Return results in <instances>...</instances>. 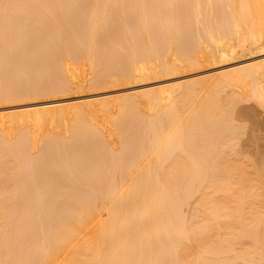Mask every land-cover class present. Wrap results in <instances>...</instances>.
<instances>
[{
	"label": "rangeland",
	"instance_id": "1",
	"mask_svg": "<svg viewBox=\"0 0 264 264\" xmlns=\"http://www.w3.org/2000/svg\"><path fill=\"white\" fill-rule=\"evenodd\" d=\"M15 1V0H14ZM14 1L13 0H6V1H4V0H0V20H1V22H2V20H3V24L5 25H8L7 23L10 21H13L12 22V24L9 22V24H11V25H15V29L17 30V26L16 25H18V19H21V17L23 18L24 17V15H23V13L25 14V17H27L26 19H28L29 17L27 16V15H29L28 13H26V11H27V9H26V5H25V9L26 10H20V9H23L24 8V6L21 8V5H23V4H21V5H19L18 3H20V2H18V3H15V5L13 4L14 3ZM19 1V0H18ZM22 1H25V0H22ZM21 1V2H22ZM27 1V0H26ZM29 1V0H28ZM38 1H41V0H37V2ZM43 1V0H42ZM41 1V3H43ZM49 1H55V0H49ZM48 1V2H49ZM56 1H58V0H56ZM61 1V0H60ZM65 1V0H64ZM64 1L62 0L61 2H60V5H61V3L63 2L64 3ZM72 1V2H71ZM68 0V1H65V3L64 4H62V6L64 5V6H66L67 7V9H68V14L70 13L71 15H72V12H73V14H74V10L75 11H77L78 9H77V7L75 8V6H74V3H73V1L75 2V0ZM80 1V2H79ZM76 0V2H78V3H81V0ZM87 1V4H84V5H87V6H84L85 8H86V10H88V12H90L91 10V12L93 13V15L95 14L96 15V13L97 12H95V6L93 5V1L94 0H85V2ZM101 1V0H100ZM99 0H98V10L99 9H103L102 11H103V13L104 12H106L107 10L109 11L108 13L110 14V12H111V16L113 17H109V20L110 19H113L112 21H109V20H107L108 19V17H107V19L106 20H103L102 22H100V23H98V24H100L101 26H100V28H96V29H98V30H100V34H99V32H98V30L96 31V32H98L97 34V36L95 35V30L93 31V36H94V38L95 37H98V39H94V38H92V36L91 37H89L88 36V38L91 40V41H89V39H85V37L87 36V34L88 35H90L89 33H92V28H93V25L95 26V24L97 23L96 21H97V19H98V17H99V21H101L100 19H102V14L100 13V14H98V16L96 15H94V17H97V18H94L93 17V15L91 14V12L89 13V16H87V15H84L85 14V12H80V11H78V14H75L74 16H72V17H67V15H66V11L65 10H67L66 8H62V9H60L59 8V10H61V13H60V11H51L50 9H52L53 8V5H57V6H54V10H58L57 8L59 7V2L58 3H54V4H49V3H46L47 2V0H46V2H44V3H46V5L48 4L50 7H48V5L45 7H42L43 5H41V9L43 10V8L45 9H47L48 11L46 12V11H44V15L46 16V15H49L50 16V18H51V16H52V18L53 17H56V15H58V17H62V16H60L63 12L62 11H64V16H65V19H66V17L67 18H69L71 21H69L68 19V23H69V25H70V27H72L74 30H76V29H80L79 27H82L80 30L82 31L83 30V25L84 24H82V26H80L81 25V23H85V25H87L86 27H88L90 24L92 25L93 24V22L95 21L94 19H96V21H95V23L92 25V26H90V27H92L91 29L89 28V29H86V31H88L87 33H85L86 31L85 30H83L81 33H80V31H75L76 32V36L75 37H71V38H67V37H70V36H73V35H75V32H74V30L72 29V31H69V32H67V30H69V29H65V31H63L64 29H63V24H64V27H66V26H69L68 24H66L67 23V20H66V23H62V25H61V28H60V30L61 31H63L64 33L66 32V35L65 36H63L62 35V33L63 32H61L60 30H59V28L57 27V26H59L60 27V24H61V20H62V18H60V21H58L59 23V25L55 22V20L58 18H53V20L51 19V21L52 22H48L50 19L47 17V19L48 20H46L47 21V23H48V25H51L50 23H53L54 24V22L56 23V26L55 25H51V31L53 32V34L52 33H50V29L48 30L47 29V23H46V25L45 26H43V27H46V28H44V30H46V32H47V30L49 31V33L48 34H50V35H48L47 33H45V31H43V28L41 27V29H42V31L40 30V29H38L39 30V33L38 32H36V31H34V32H36L38 35V37H39V35H43V36H45V37H43V40H44V38H46L44 41H41L42 40V38H40V40L39 39H37V37L36 38H34L33 36H35V35H33V34H35L34 32H33V34L31 35L30 33L33 31V27L35 26H31V28H33V29H31L29 26H28V24H32V22H31V20L32 19H30V23H28L27 24V21L28 20H26V25L29 27L28 28V31H27V29L25 28H23V29H20V27H18L19 28V33H20V35H19V38H20V36H22L20 39H18V36L17 35H12L14 38L16 37V41H14L15 39L14 38H9V35H7V34H9L10 33V31H11V29H13L14 28V26H13V28L12 27H10V25H8L9 27H10V31L9 30H7L6 28H7V26H4V28L6 29H4V30H0V34L2 33L3 34V37H5L4 38V40H3V37H0V97L1 98H3L2 100H1V98H0V127H2V125H1V122L2 121H8V125L6 126L7 127V131H8V133L6 132V134L8 135H5L7 138L9 137L10 139H11V143H16L15 145H16V147L18 146L19 147V150H24L23 152H21V151H19L18 150V147H17V149H13L14 148V146L15 145H13L12 147V149H13V153H14V155L11 153L12 152V149H10L11 150V152L10 151H7L8 152V155L10 154H12L11 156H12V158H10V157H8V159H10L9 161H7V163H9V164H6V162H4L3 164H1L0 163V169L1 168H3L4 167V165H8V166H12V165H10V163H12L13 162V164L15 163H19V165H20V168H21V170L20 169H18V173L20 172V171H22V172H20L19 173V175L18 174H16L17 172V170H15L16 168H9V169H7L8 167H4V170H2L1 169V171L2 172H0V183H4V182H6V183H4V184H6V186L8 185V182H10V187H11V184H13L14 182L17 184L18 182L20 183H18V185H19V189L20 190H23V189H21V188H23L24 186H25V188H24V192L25 191H30L29 190V188H31V189H33V190H35V191H33V193H36V191H38L36 194H34L36 197H42V198H40V199H42V200H39L38 198H36V197H32V198H35L34 200L37 202V204L39 205V209L41 210V208L43 209L44 207L45 208H47L48 209V211H49V208L51 207V210H50V212H48V211H46V214H48V216L49 215H52L53 214V216L51 217V216H45V217H48V219L51 217V218H53V220H51V222H49L50 221V219H49V221H47V223L44 225V222H46V220H44V222H43V219H45V218H43L42 216H43V214L45 213V211H44V213L42 212V210H41V213L39 214V212H38V208H36V209H34L35 207H37V204L35 205V207L33 206L34 204H35V201H33L32 203L33 204H31L32 205V207H34V208H31V206H28V205H30L29 203V198H31V197H29L30 196V194H32L33 195V193L32 192H30V194H29V196L28 197H26L27 195H22L21 193H20V195H22V196H19V194H18V197L17 198H15V200H17L18 202H19V198L21 197V198H23V199H27L28 200V202H26V203H28V204H22V203H24V200H23V202L21 203V202H19L20 204H21V206H20V204H18V202L17 201H14V195H13V193L11 194V192H14L15 193V196H17V193L16 192H19V190H18V188H16L17 187V185L15 186V184H13L14 186H12V187H14V188H12L11 187V189L10 190H12L11 192H10V197H12L13 198V200L9 197V198H6L5 199V204L2 206V208L4 207V209H3V211H6V209H9V212H10V209H11V206H9V205H11V202H10V199L12 200V201H14V203H13V205L15 204V202H16V208H17V210L13 207V205H12V208L14 209V210H12V212H14L15 211V213H19V215H20V212L21 211H19V209L18 208H20L21 210L22 209H24V210H22V213H21V218H20V221L17 223V221L16 220H18L19 219V215L18 214H15V213H9V216H10V218H11V215H13L12 216V218L14 217V220H15V218H16V216H17V218L18 219H16L15 221H16V223L17 224H20V222H22L21 220L23 219V222H25L26 220H27V222H30L31 224L32 223H34V225H35V221H37L39 218L38 217H40V219H42V222H38V221H40V220H38L37 221V223L39 224H43L44 226H46L47 224H48V222H49V225H51L50 223H54L55 222V225H54V227L57 225V227L58 228H61L60 227V223H64V221L62 220V219H64V218H66L67 219V217L65 216V217H63L64 216V212H62V210L61 209H63V210H65V208H62L63 207V202L64 201H66L67 202V199L65 200V199H63V198H68V194L70 193V195H71V191L72 192H74L75 193V191H73L74 190V186L75 185H77L76 184V182L77 181H79V184L81 185V186H79L80 188H81V190H80V188L79 189H77L76 191L78 192V190H80V192L82 193H80V192H76V195H79L78 197L79 198H77V199H80V197L82 196V195H91L92 194V192H91V194L90 193H88L89 192V190L87 189L88 187H89V189H92V188H94V190L93 191H95V192H98V190H100V187H102V189L104 188V189H107L108 191L110 190V193H113V192H116L118 189L120 190V187L121 186H123V184L124 185H127V184H125V183H123L125 180H126V183H128L127 181V179H129L131 176L132 177H134V175H136V176H138V175H142V174H145L146 172H148V170L149 171H151V169L150 168H152L153 169V166L155 165V170H157V172L158 173H160V175H164L163 177H165V175H166V173L167 172H165V169H168V170H170L169 168H166V167H168L169 165H167L169 162L168 161H166V159H167V157H169V156H165L166 157V159H165V161L167 162H165V161H162L160 158H165V157H163V153L165 154L168 150H170L171 152H173L172 150H171V148H173V147H171L170 149H166L167 151H163V153H161L162 154V156H160L159 155V153L160 152H158V150H156V152H158V154L154 151L155 149L153 148V146H152V150L154 151V152H152V154H151V152L149 153V151L150 150H148V148H147V153L148 154H150V156L147 154L146 155V153L144 154V155H146V156H149L148 158H146L145 156H143L142 155V153L140 154V153H137V151H135V150H137V148L138 147H144V142L143 141H145L144 140V137H145V135H142V134H140V133H138L139 132V130H141V128L139 127V125H141L142 126V124H139L138 125V123H139V117L138 118H134V117H132V113H133V115L135 116V117H137L136 116V114H135V111H134V109L136 110V106H127L125 109H129L128 111H124V108H120L121 106L119 105L120 103H121V98H117V95H119V96H123L122 98L123 99H130V98H132V97H130V96H128V95H126V94H128V93H131V92H134V90H144V89H148V88H154V87H156V86H162L163 87V89H161L160 91H159V94H161L163 97H164V102L165 101H167V102H171L170 100H172L173 101V104L174 105H178V104H180V106H182V110L180 109L179 110V113H178V115H179V119H180V121H182V120H184V119H188L189 118V120H190V114L191 113H193V111L195 110V108H197L199 105H204L205 106V103H214V104H217L218 105V107H220L219 108V110L221 109V107L223 108L222 109V111L221 112H223L224 113V109H226V111H227V113L225 114V116H226V118H223L224 120L225 119H228L229 121H230V124H233V125H231V127L233 126L234 128H237V130H235L234 131V128H232V130H233V132L229 135V136H231L232 138H233V133H235V136H234V138L232 139V140H234L236 137V139H235V141L233 142L232 140H230L231 142H233L232 144H230V145H232L230 148H228L229 146H228V141L227 140H229V139H226V141H227V143H225L224 144V146L225 145H227V148H225L224 146V148L227 150V151H224V152H227L228 153V150H230V152H231V154H230V152H229V154L232 156L230 159H232V158H234L235 160H237V162L236 161H233V159L231 160V162H236V163H233V164H238V161H240V163L241 164H243L244 163V165H245V162L247 163H249V165H245V168H246V170L244 169V171L245 172H243V165H242V167H240L239 165V168L238 169H240V170H242V171H240L239 170V172H242V173H245L246 174V176L245 175H243V176H245V177H248V179H250V181H248L247 182V186L246 187H248V192H249V194L251 193V191H253V189L255 190V191H257V190H259V191H261L260 193H262V191H264L263 189V187H264V101H263V99H264V96L262 97L261 95L257 98V97H255L252 93L253 92H251L252 90V80H251V78L250 77H247V76H239V80H237V82H235V84L234 85H231V84H225L224 83V86H222L221 87V84L220 85H216V86H211V84H212V82L213 81H218V80H214L215 79V77L217 76V75H219V74H222V73H230V75H237L239 72L237 71L238 69H243V68H245V67H247V66H250V65H259L260 63H263L264 61V46L263 45H261V46H259L258 44H257V46L256 45H251V46H249V48L247 47V48H244V49H246V50H244L243 52L240 50V51H238V52H233V53H230V54H232V55H225V56H223V58H220V59H217L215 62H213V61H211L210 62V58H208V54H209V45H207V44H210V43H207V41H204L205 42V46L203 45V43L201 44V45H203L204 46V48L206 47V46H208L209 48L207 49V47H206V49L204 50V49H202V47L203 46H201V49L203 50V51H199L198 50V52H203V54H204V52L205 51H207L208 52V56L206 55V57L208 58V59H210L209 61L207 60V58H206V62L204 61L205 60V58L203 59V61L204 62H200V63H202V64H196V65H201V66H193V67H186V65H187V62H186V56H187V51L186 50H183V52H182V50L181 49H185L184 47H182L181 49H180V51L183 53H180V51H178L179 49L177 48L176 50L178 51V52H176L175 50H170V51H166V52H164L161 56H162V58L164 57V56H168L169 55V57H170V64L169 65H166L165 63H162L161 61V63H158V62H152V63H147V65L149 66L148 68V71H144V70H141L140 72H139V74H145L143 77L141 76L140 78H138V79H136L135 81H127V80H125V82L123 81L124 79L123 78H121V72L119 71V69L117 70V68H116V71H113V70H115V68L112 70L113 71V73L114 72H119L118 74L117 73H114L113 75H118L117 77H118V79L116 80V84L114 83H111L110 84V86L108 85V84H106L105 86H99L98 84H99V82H100V74H101V71L103 70V69H105L104 67H106V65H110V66H112V65H114V66H116L117 67V64L118 65H120V63H122V61L123 62H125L124 61V58L125 59H127V57L129 56V53L130 54H132L131 53V50H132V48L133 47H135V50L136 49H138L137 48V44L139 43L140 44V42L139 41H141V36L145 33H143V31H140V30H142V24H140V22H139V20H132V18H133V15L135 14V13H133L132 14V12L130 11V9H129V7L131 6V5H133V6H136L135 5V2H132V0H131V2L132 3H130V0H124L125 2H129L130 3V6L128 7H124V5H127V3L126 4H124L123 5V1L122 0H120V1H118L117 3H120V5L119 6H122V7H124V8H120L118 5H116L115 3H116V1L115 0H112L113 1V3H114V5L113 4H109V3H111V0H102V3L100 2ZM122 1V2H121ZM142 1V0H141ZM181 1V0H180ZM179 0L177 1V2H175V0H174V2L176 3H173V4H175V7L178 5L179 6V3L178 2H180ZM184 2V5L186 4L185 3V1L186 0H183ZM16 2H17V0H16ZM35 2V4H36V0L34 1ZM69 2H71L70 3V5H69ZM76 2H75V4H76ZM89 2H91V7L92 6H94V11H93V7L91 8L90 7V5H89ZM109 2V3H108ZM52 3V2H51ZM68 3V4H67ZM100 3V4H99ZM105 3H107V4H105ZM121 3H122V5H121ZM19 6H18V5ZM40 4V3H39ZM39 4L37 3V6L39 7ZM65 4H67V5H65ZM82 4H83V2H82ZM94 4H95V1H94ZM137 4V3H136ZM182 4V3H181ZM180 4V5H181ZM52 5V6H51ZM68 5H69V7H71V5H72V7L70 8L71 10H69V7H68ZM101 5V6H100ZM102 5H103V7H105V5L106 6H108L106 9H104L103 7H102ZM109 5L111 6H113L112 7V10H113V12H112V10L111 9H109ZM17 8H16V7ZM77 6H81V4H77ZM116 6V7H115ZM174 6V5H173ZM177 6V7H178ZM216 6V5H215ZM61 7V6H60ZM74 7V8H73ZM82 7H83V5H82ZM82 7H80V10H81V8ZM83 7V8H84ZM118 7V8H117ZM171 7V6H170ZM169 7V8H170ZM16 8V9H15ZM19 8V9H18ZM50 8V9H49ZM82 8V9H83ZM118 9L119 10V12H118V10L116 11V9ZM131 8V7H130ZM135 8V7H134ZM134 8H132L131 10L134 12ZM137 8V7H136ZM174 8V7H173ZM179 8V7H178ZM182 7L180 6V9H181ZM208 8H209V6H208ZM14 9V10H13ZM40 9V8H39ZM40 9V10H41ZM45 9V10H46ZM65 9V10H64ZM74 9V10H73ZM120 9H121V11H120ZM170 9H172V7L170 8ZM169 9V10H170ZM180 9H176V8H174V9H172V11L174 10V12L176 13V10H180ZM39 10V11H40ZM42 10L40 11V13L42 12ZM49 10H50V14L48 13L49 12ZM53 10V9H52ZM73 10V11H72ZM106 10V11H105ZM111 10V11H110ZM21 11V12H20ZM30 11V10H29ZM29 11H27V12H29ZM37 11H38V8H37ZM82 11H85V9L84 10H82ZM101 11V12H102ZM116 11V13H115V15H113V13ZM136 11V10H135ZM171 11V10H170ZM181 11V10H180ZM14 12V13H13ZM15 12H16V14H18V13H20V15H22L21 17L20 16H18V15H16L15 14ZM54 12H55V16L53 15L54 14ZM79 12L82 14H79ZM87 12V11H86ZM98 12H100V10L98 11ZM139 12V11H138ZM138 12H136V13H138ZM174 12H172V13H174ZM177 12H179V11H177ZM13 14V15H11V14ZM37 13V12H36ZM39 12H38V14L39 15H41L40 17H42V19L41 18H39V20L41 19L42 21H45V20H43L44 18V16H43V14H40ZM43 13V12H42ZM46 13V14H45ZM48 13V14H47ZM51 13H53L52 15H51ZM56 13H58V14H56ZM75 13H77V12H75ZM119 13V14H118ZM174 13V14H175ZM180 13V12H179ZM179 13H176V14H178V15H181V14H179ZM4 14H5V16H4ZM9 14V15H8ZM32 14V13H31ZM31 14L29 15V16H31ZM87 14V13H86ZM91 14V15H90ZM105 14V13H104ZM184 14H186L187 15V12H185ZM16 15V16H15ZM33 15V17L36 15H34V14H32ZM78 15H81L82 16V18H78ZM106 15V14H105ZM105 15H103V17L104 18H106V16ZM139 15V14H138ZM3 16L4 17H8L9 18V16H13V17H11V18H7V20L8 21H5L4 20V18H3ZM18 16V17H17ZM76 16V17H75ZM90 17L91 16V20H92V23L90 22V20H89V18H86V20H84L83 18L84 17ZM183 16V15H182ZM182 16H180V18L179 19H181L182 18ZM188 16V15H187ZM16 17L18 18V19H16ZM24 17V18H25ZM35 17H37V15L35 16ZM39 17V16H38ZM92 17L94 18V19H92ZM136 17V14L134 15V18ZM137 17H139V19H140V16H137ZM3 18V19H2ZM5 18V19H6ZM23 18V19H24ZM30 18H32V17H30ZM76 18H78L79 20L80 19H83L82 21L83 22H81L80 23V25H78L79 23L78 22H76L77 20H75ZM118 18V19H117ZM184 18V17H183ZM181 19V22H182V20L184 21V19ZM12 19V20H11ZM14 19V20H13ZM35 19V18H34ZM34 19L32 20L33 21V23H34ZM64 19V18H63ZM64 19V20H65ZM138 19V18H137ZM186 19H189L190 20V18H187L186 17ZM226 19V21H230V20H228L227 18H225ZM15 20H17V24L15 23L16 21ZM39 20L36 18V22L37 23H39ZM64 20H62V21H64ZM87 20H88V22H87ZM115 20V22L116 23H114L113 21ZM120 21V23H118V21ZM209 20V18H207V20L205 21L204 20V22H203V24L205 23V22H207ZM22 22L24 21L25 22V20H21ZM41 21V22H42ZM81 21V20H80ZM79 21V22H80ZM132 21H136L137 23H139L140 25H141V27L138 25V24H136L135 25V28H137L138 26H139V28H141L140 30H139V28H137V29H135L134 28V26L132 25V23H134V22H132ZM156 21H158V20H156ZM156 21H154V22H149L150 24H151V26L148 24L147 26H150V28L152 27V28H154V24H152V23H155ZM203 21V20H202ZM210 22H213V20H209ZM209 21H208V23H209ZM0 22V23H1ZM19 22H20V20H19ZM22 22H20L21 24H22ZM23 22V24L22 25H24L25 23ZM186 22H187V24H189L188 26H190V29H189V27H187L188 29V31H190L192 28H194L193 26H192V28H191V24H192V22L190 23V21H188V20H186ZM222 22H224L223 21V19H222V21H221V23ZM1 23V24H2ZM14 23V24H13ZM37 23H35V24H37ZM43 23H45V22H43ZM114 23V24H113ZM158 23H159V21H158ZM183 23V22H182ZM182 23H181V25H179V26H181V28L183 29L184 28V25H183V27H182ZM228 23V22H227ZM0 24V25H1ZM40 24L42 25V23H39V24H37V26H35V28H38V27H40ZM66 24V25H65ZM116 24H118V25H116ZM180 24V23H179ZM194 24V23H193ZM223 24H226L225 22L223 23ZM229 24H230V22H229ZM20 25V24H19ZM33 25V24H32ZM84 25V26H85ZM97 25V24H96ZM138 25V26H137ZM199 25V24H198ZM227 25V24H226ZM225 25V26H226ZM26 26V27H27ZM117 28H116V27ZM137 26V27H136ZM187 26V25H186ZM9 27H8V29H9ZM86 27H84V29L86 28ZM97 27H99V25L97 26ZM115 27V28H114ZM21 28H22V26H21ZM69 28V27H68ZM180 28V29H181ZM186 28V27H185ZM1 29V28H0ZM2 29H3V27H2ZM71 29V28H70ZM182 29H181V31H182ZM262 29L264 30V25H263V27H262ZM20 30H21V32H20ZM25 32H24V31ZM30 30V31H29ZM32 30V31H31ZM36 30V29H35ZM110 30H113V31H115L116 32V34L114 35V33L115 32H111ZM187 30H185L184 29V31H182V33L184 32L185 33V31H187ZM8 33H7V32ZM26 31H27V33L28 34H26ZM59 31V32H58ZM85 31V32H84ZM111 32L109 35H108V33L109 32ZM136 31H137V33L139 34V33H143L141 36L140 35H138L137 33H136ZM139 31V32H138ZM153 32L152 30H150L149 29V32ZM5 32H6V34H5ZM13 34L14 33H16V34H18L17 33V31L16 32H14V29H13V31H11ZM23 32V33H22ZM40 32L42 33V34H40ZM55 32V33H54ZM71 32H73L74 34L72 35V33ZM155 32H157V31H155ZM179 32V33H178ZM178 32H176V33H178L180 36L181 35H183V34H180L181 32L178 30ZM12 33H10V34H12ZM23 35H22V34ZM26 35H25V34ZM43 33H45V34H47V35H45V34H43ZM58 33H61V35H59ZM68 33H71V35L69 34L68 36H67V34ZM85 33V34H84ZM154 33V32H153ZM153 33H151V34H153ZM175 33V34H176ZM188 32H186V34H187ZM32 36H30V35ZM56 34V35H55ZM80 34H81V36H80ZM86 35L85 37H84V35ZM137 34V35H136ZM155 34L156 33H154V35H152V37L153 36H155ZM178 34H176L177 36H178ZM190 34H191V37H193L194 35H193V33L190 31V33H188V35H185L184 34V37H180V39L182 38V40H179V42L181 41V46L182 45H184V43L182 42L183 40L185 41L189 36H190ZM4 35H6L7 36V38H8V40H7V38H6V36H4ZM82 35H83V38H82ZM104 35V36H103ZM107 35V36H106ZM112 35H114V36H112ZM120 35V36H119ZM149 35V34H148ZM0 36H2V35H0ZM23 36H26V37H23ZM67 36V37H66ZM110 36V37H109ZM119 36V37H118ZM138 36H140V37H138ZM144 36V35H143ZM142 36V37H143ZM145 36H146V38H145ZM145 36H144V38H145V40H144V38L142 39V40H144L145 42L142 44V47H143V45H145V43H147V47H145V48H148L149 47V49L148 50H151V48L153 49V46H154V44L156 43L155 41L156 40H158V39H156V38H154V39H156V40H152V42L154 41V44H153V46H150L149 45V42L151 41V39L152 38H147V35L145 34ZM150 36V35H149ZM156 36H158V35H156ZM185 36H187V38L186 39H183V38H185ZM106 37V38H105ZM118 37V38H117ZM151 37V36H150ZM179 37V36H178ZM195 37V36H194ZM193 37V38H194ZM75 39V43L72 41V42H70L71 41V39ZM82 38V39H81ZM100 38V39H99ZM104 38V39H103ZM141 38V39H140ZM158 38V37H157ZM85 39V40H84ZM95 40V42H94V40ZM102 39V40H101ZM138 39H139V41H138ZM150 40L149 42H146V41H148V40ZM177 39V38H176ZM175 39V40H176ZM18 40H20L19 42H17ZM81 40V42L84 40V43L85 42H87V44L88 43H90V44H88V46L86 47V45L84 46L82 43V45H81V47L80 48H78L79 46H80V44L78 43L79 41ZM96 40H100V42L99 41H97L96 42ZM175 40H174V43H175ZM190 40V39H189ZM189 40H187L188 42H189ZM78 41V42H77ZM103 41H107L106 42V44H105V42H103ZM178 40H176V44L177 45H175L174 43V46L175 47H177L178 45H180V43L179 42H177ZM186 41V42H187ZM192 41V38H191V40H190V42ZM69 44H68V43ZM77 42V43H76ZM93 42V43H92ZM138 42V43H137ZM142 42V41H141ZM190 42L188 43V44H190ZM70 43H73V44H70ZM68 44V45H67ZM94 44L95 45H97L96 47H95V50H94V52H93V48H94ZM187 44V43H186ZM192 44V43H191ZM107 45V46H106ZM130 45L131 46H133L132 48L130 47ZM135 45V46H134ZM75 46H77V47H75ZM91 46V47H90ZM180 46V47H181ZM185 46V45H184ZM187 46V45H186ZM190 46V45H189ZM189 46H187L188 48H186V49H189ZM112 47H114V48H112ZM140 47H141V45H140ZM155 47V46H154ZM175 47H174V49H175ZM179 47V46H178ZM90 48H92V49H90ZM144 48V53L147 51L146 49ZM191 48V47H190ZM140 49H142V48H140ZM140 49H138V50H136V51H134L135 52V55L137 56V54L136 53H138V51L140 50ZM92 51V53H91V51ZM134 50V49H133ZM243 50V49H242ZM87 51V52H86ZM90 51V52H89ZM186 51V54L184 53ZM120 52V53H119ZM140 52V51H139ZM152 52H153V50H152ZM207 52H205V54L207 53ZM242 52V53H241ZM88 53V54H87ZM112 53H114L113 55H112ZM115 53H118L119 55H116ZM141 53H143V51L141 52ZM146 53H148V51L146 52ZM149 53H151V51H149ZM238 53V54H237ZM241 53V54H240ZM90 54V55H89ZM92 54V55H91ZM121 54V55H120ZM154 54V53H153ZM152 54V55H153ZM203 54H201V55H203ZM204 54V55H205ZM128 55V56H127ZM135 55H130V56H135ZM142 54H140V56H141ZM151 55V54H150ZM203 55V56H204ZM127 56V57H126ZM129 56V57H130ZM139 56V57H140ZM156 56V55H155ZM155 56H152V57H155ZM118 57V58H117ZM119 57H120V62L118 61V59H119ZM138 56L136 57V58H139ZM131 58V57H130ZM165 58V57H164ZM164 58L162 59V60H164ZM223 59V60H222ZM221 60V61H220ZM138 61H140L139 62V64H142V63H144V62H142V56H141V59H139ZM118 62V63H117ZM184 66H183V65ZM261 65V64H260ZM259 65V66H260ZM60 66H63L61 69L64 71V69L65 70H67L70 74H71V76H72V78H73V80L75 81V85H76V89L74 90V91H72V93H66V94H60L59 95V93H57V92H53V94L51 93V95H50V93L48 94V92H51V90H49V91H47L46 89L47 88H49V87H52V88H54L55 87V85H53V84H56V86H57V84H59L61 81H60V79H61V77L63 78V76H61V70H60ZM58 67H59V70H58ZM109 67V66H108ZM113 67V66H112ZM168 67H170L171 68V70H168ZM197 67V68H196ZM119 68V67H118ZM58 71H59V74H60V79H58L59 78V74H57L58 73ZM238 72V73H237ZM64 72H62V75H64L63 74ZM53 74V75H52ZM52 75V76H51ZM115 75V76H116ZM57 76V78H56V80H55V77ZM263 76L264 75H262V78L261 79H263ZM218 77V76H217ZM123 81H121L120 82V79ZM56 81H54V80ZM58 79V80H57ZM50 80V81H49ZM264 80V79H263ZM49 81V82H48ZM53 81H54V83H53ZM58 81V82H57ZM60 81V82H59ZM119 81V82H118ZM127 81V82H126ZM191 81V82H190ZM185 82L187 83L188 82V84H186L187 86H185ZM192 82H194L193 83V86L192 85H190V84H192ZM45 83L47 84H49V85H45ZM120 83V84H119ZM197 83V84H196ZM13 84H14V86H16L15 87V90L13 89ZM51 84V85H50ZM95 84L97 85V87H94L95 86ZM173 85L175 86L174 88H176V89H174L173 88ZM178 85V86H177ZM183 87H182V86ZM189 85L191 86V87H189ZM188 89H187V88ZM192 87L195 89V91H194V89H192ZM6 88H12V92L13 91H15V92H13V93H10V95L11 96H14L15 94L14 93H16V95H19V97L22 95V98H18V100H13L12 98V100H8V99H10V95H8V93L7 92H5V89ZM46 88V89H45ZM189 88L192 90L191 92L192 93H188V95H184L185 94V92H188V90H189ZM9 89H8V91H9ZM50 89V88H49ZM3 90H4V92H3ZM7 90V89H6ZM11 90V89H10ZM17 90H20V93H19V91H18V94H17ZM42 90L45 92V93H43L42 92ZM47 92H46V91ZM35 91V92H34ZM42 92V94H38V93H41ZM10 92V91H9ZM24 94H23V93ZM28 92H34V94L33 93H28ZM38 92V93H37ZM5 93H7V95L9 96H7V101H6V99L4 100V97L5 96H3V95H6ZM36 93V94H35ZM54 93L56 94V95H54ZM27 94H30V95H34V97H32V99L30 98V99H28V98H25L24 99V95H27ZM43 94H45V96L43 95ZM48 94V95H47ZM173 94V97H169L170 95H172ZM187 94V93H186ZM236 94H238L237 96H239L240 98H238V97H236L235 95ZM29 95V96H30ZM37 95V96H36ZM39 95V96H38ZM47 95V96H46ZM101 96V97H108V99H106L103 103L105 104V108H106V110L104 109L103 110V108H104V106L102 105V107H101V109L99 108V106L101 105V104H99V103H92L91 105H89V107L91 106V108H93L94 107V109L92 110V109H89V112L91 113H89L88 112V114H90V118L89 117H87L88 116V114H87V116L84 118V119H86V118H88L89 120L91 119V122L89 121V123H93L92 124V126L93 127H96L95 128V130L94 129H92V127L90 126V128L92 129V133L90 132V130L88 131V133L86 134V133H82V135L80 134V137L82 136V137H84V135H85V137L87 138H84V140L86 139L87 141H93L94 139V141H96V142H91V145L89 146L90 148H91V150H92V148H93V153L90 151V149L89 148H86V147H88V145H86V146H83V144L85 145V144H90V141L89 142H85L84 140H82L83 138H81V140H82V142L83 143H81V140L79 141V139L80 138H77V136H78V134L76 133V132H74L73 130H71V128H72V125H73V122H72V120H71V118L70 119H68V117H67V119L66 118H63V117H61V116H59L58 117V115H56L58 118L56 119L55 118V122L54 123H52L51 122V118H48V117H46V119H44V124L41 126V127H39V125H37V124H35V123H31V126H32V128L34 129V132H35V136H34V139H33V141H31V143L29 144L28 143V145H30V146H28L27 148L26 147H22V149L20 148V143L22 144V143H26V142H23V141H26V138H24L23 140H21V138L23 137H21V131H22V124H20V123H18V122H13V121H15L17 118V115H10V114H8V115H6V116H2L3 114H5V113H9V112H15V110H18V111H20L21 109H20V107H18L17 105H21V104H27V103H34L33 105H32V107L34 108L33 110H32V112H29L30 114H32V115H38V114H42L43 113V110H41V109H39V107H41L42 105H44L43 103H45V101L46 102H51L52 100H56V99H64L66 102H70V101H74V99L75 98H77V97H84V101H87V100H89L88 98L89 97H93V96ZM3 96V97H2ZM231 96V97H230ZM230 97V98H229ZM233 97H235V98H238L237 100H236V102L234 103L233 102V104L232 103H230V104H232L231 106H228L227 105V100H234L235 98H233ZM242 97V98H241ZM261 98H263L262 100H260ZM20 99V100H19ZM23 99V100H22ZM68 99H70V100H68ZM3 100H4V102H3ZM230 100V101H231ZM119 101H120V103H119ZM230 101H228V102H230ZM231 101V102H232ZM235 101V100H234ZM102 103V104H103ZM201 103H203V104H201ZM226 103V104H225ZM214 104H212V106L214 105ZM229 104V103H228ZM108 105V106H107ZM141 106V108H144V110H145V112H146V114H152V113H155L156 111H157V108L161 105L160 104V102H158V101H151V102H149V103H146V104H140ZM227 107H229V108H226V106ZM93 106V107H92ZM211 106V105H210ZM211 106V107H212ZM215 106V105H214ZM233 106V107H232ZM88 107V105L86 106V108ZM208 107H209V105H208ZM232 107V108H231ZM109 108V109H108ZM206 108H207V106H206ZM213 108V107H212ZM212 108H210V109H212ZM140 109V108H139ZM209 109V108H208ZM207 109V110H208ZM227 109H229V110H227ZM90 110H92V111H90ZM214 109H212V110H210V111H207V112H209V113H211V115H207L206 114V117L207 116H211V117H213L214 115H212V112L213 113H215L216 115L218 114V112H217V110L218 109H216V111L214 110ZM224 110V111H223ZM207 112H205V113H207ZM29 113H24V114H22V115H20L21 117H24V118H26L27 116H28V114ZM204 113V112H203ZM220 113V112H219ZM85 114V115H86ZM138 114V113H137ZM200 116H201V118H202V120H204V123H205V120H209L210 118H207V119H203V114L201 115V114H199ZM221 115V117H222V113L220 114ZM55 116V117H56ZM189 116V117H188ZM218 116H219V114H218ZM230 116V117H229ZM61 117V118H60ZM205 117V114H204V118H206ZM141 119L143 118L142 116L140 117ZM201 118L199 117V119L201 120ZM215 118V117H214ZM199 120V121H200ZM211 120V119H210ZM25 122H23L24 124H26L27 122H26V120H24ZM185 121V120H184ZM138 122V123H137ZM143 122V121H142ZM142 122H140V123H142ZM207 122V121H206ZM210 122V121H209ZM208 122V123H209ZM207 123V124H208ZM56 124V125H55ZM236 125V126H235ZM136 126V127H135ZM137 127H138V129H137ZM98 128V129H97ZM144 128V127H143ZM88 129H89V127H88ZM145 129V128H144ZM144 129H142V130H144ZM238 129H239V131H238ZM97 130V131H96ZM99 130H101V131H99ZM134 130V131H133ZM135 130L137 131V133L138 134H140V135H138L136 132H135ZM142 130H141V132H142ZM198 131H197V133H200V130L199 129H197ZM94 131H96V133L94 132ZM145 131V130H144ZM143 131V132H144ZM236 131H238L237 133H236ZM23 132V131H22ZM142 132V133H143ZM46 133L48 134V135H51V134H55V135H53L54 137L56 136L57 138H54L53 137V139L51 140V136H48V135H46ZM72 133H73V135H72ZM89 133H91V135L89 134ZM147 133V132H146ZM195 133H196V131H195ZM57 134V135H56ZM99 134V135H98ZM101 134V135H100ZM103 134V135H102ZM136 134V135H135ZM143 134H145V132L143 133ZM184 135L186 134L187 135V133L185 132V133H183ZM201 134H202V132H201ZM61 135V136H60ZM71 135V139H73L77 144H78V141L80 142V145H82L83 146V151H82V153L84 152V155L86 156H83V154H81V146L80 145H76L77 146V149L76 150H74L75 148L73 147V145L75 146V143H74V141H73V144H72V140L70 139V138H68L67 139V137H69ZM92 135H94L93 136V138H92ZM95 135H98L99 137H101L100 139H99V137H97V138H95ZM142 135V136H141ZM192 135V134H191ZM194 135H196V134H193L192 136V138H193V140H194ZM203 135V134H202ZM59 136V137H58ZM62 136H64V137H66V139H64V137H62ZM105 136V137H104ZM134 136H136V137H134ZM140 136H141V138H140ZM144 136V137H143ZM197 136H199L198 134H197ZM5 137V138H6ZM75 137H76V139H75ZM92 139H91V138ZM102 137H104L103 139H102ZM132 137H133V140H132ZM142 137H143V140H141L142 139ZM148 137V138H147ZM184 137H189L188 138V142H186V140H183L184 139ZM182 136V134H181V139L183 140L182 141V144H183V146H184V144L186 143V147H188L189 148V146L191 145L190 143H193L191 140H192V138H191V136H190V133H189V135H187V136ZM203 136H199V137H196V139L197 138H199L198 140H195L196 142H197V144H198V142H200V139L202 138ZM6 138V139H7ZM8 138V139H9ZM60 138H62V141L64 140H68V141H63V143H62V145L64 144V146H65V148H64V146L62 147H59L60 146V143H56L57 141H59V142H62L61 141V139ZM135 138V139H134ZM186 138V139H187ZM55 139H57L56 141H55ZM108 139V140H107ZM146 143L148 142V140H149V135H147L146 136ZM20 140L22 141V142H20ZM78 140V141H77ZM109 141V142H106V141ZM139 140V141H138ZM237 140V141H236ZM51 141H52V143H53V145L54 146H52L51 145ZM55 141V142H54ZM101 141H104V143L102 142L101 144H100V142ZM131 141H133L132 143H130ZM69 142H71V144L69 143ZM85 142V143H84ZM140 144V146H139V144ZM142 142H143V145L141 146V144H142ZM235 142H236V144H235ZM19 143V144H18ZM65 143H69L70 145H65ZM108 143H110V144H108ZM134 143V144H133ZM138 144V146H137V144ZM56 144V145H55ZM106 144H107V146L109 147H107L106 146ZM129 144H131V145H133L134 146V149H133V151L135 152V153H137L136 155L133 153V151H132V154H130L129 155V152L128 151H130V153H131V147H133V146H130ZM195 144V143H194ZM26 145V144H25ZM58 145V146H57ZM129 145V146H128ZM177 145H180V144H176L175 145V148H173V149H176V147H177ZM193 145V144H192ZM191 145V146H192ZM199 145V144H198ZM234 145H236V147L234 146ZM56 146V147H55ZM71 146V149H69V147ZM79 146H80V148H79ZM98 146V147H97ZM100 146H102L101 148H100ZM112 147V149L113 150H115L114 152H117V154H115L114 152H113V150L111 149V151H109V149ZM183 146H180V147H183ZM15 147V148H16ZM95 147L97 148L96 150H95ZM149 147H151V145L149 146ZM179 147V146H178ZM177 147V148H178ZM179 147V148H180ZM196 148L197 146H192V149L193 148ZM56 148H59V150H56ZM60 148H61V150H60ZM65 149V151H64V149ZM68 148V149H67ZM85 148V149H84ZM100 148V149H99ZM104 148H108L107 150L106 149H104ZM129 148V149H128ZM140 148H138V149H140ZM194 148V149H195ZM198 149V152H195L194 154H196V153H198V156H196V157H203V155H202V153H203V149L200 147V146H198L197 147ZM233 148H234V150H236V151H234L233 150ZM78 149H80V150H78ZM88 149V150H87ZM125 149V150H124ZM127 149V150H126ZM151 149V148H150ZM183 149H185V147L183 148ZM181 150V148L179 149V151H178V149H177V151L178 152H180V150L181 151H185V150ZM187 149V148H186ZM192 149H190V151L192 150ZM224 149V150H225ZM63 150V151H62ZM89 152H87V151ZM109 151L110 153H109V155L110 156H106V155H108L107 153L105 154V152L106 151ZM123 150V151H122ZM142 150H143V148H142ZM142 150L140 151V152H142ZM146 150V149H145ZM196 150V149H195ZM59 151V152H58ZM61 151V152H60ZM72 151H74V156H73V153H72ZM75 151L77 152L76 154L78 155V153H80L78 156L77 155H75ZM94 151H96L95 153H94ZM98 151V152H97ZM119 151H122V154L120 155L119 154ZM160 151V150H159ZM162 151V150H161ZM192 151H194V150H192ZM234 153H233V152ZM10 152V153H9ZM57 152V153H56ZM68 152H69V154L70 155H68ZM89 154V156H87L88 154ZM114 153L113 155H115V157L118 159H115L114 158V156H113V158L115 159H113L114 161H112V160H110L113 164H111V162L110 161H108V158L109 159H111V154L112 153ZM146 152V151H145ZM175 152H176V150H175ZM177 152V153H178ZM187 152H188V154H189V151L187 150ZM4 153V152H3ZM66 153V154H65ZM98 153V154H97ZM99 153L101 154V155H99ZM193 152H191L190 154H191V156L193 155L192 154ZM226 153V154H227ZM72 154V155H71ZM94 154H96V156L94 155ZM133 154H134V156H133ZM138 154H140V155H142V156H140V155H138ZM167 154H170V152H168ZM166 154V155H167ZM172 154H174V155H171V157L170 158H172L173 160H174V158L176 157V155H175V153L173 152ZM187 153H186V155H188ZM226 154H225V156H226ZM229 154H227L228 155V157H230L229 156ZM5 155V154H4ZM6 155H7V153H6ZM124 155H127V156H125L124 157ZM129 155V156H128ZM159 155V156H158ZM1 156H3L2 154H1ZM71 156V157H70ZM82 157V158H84L83 159V161L84 162H82V158H78V157ZM119 156V157H118ZM122 157V159L123 158H126V161H125V159L123 160V161H121L120 159H121V157ZM135 156L137 157V158H135ZM140 156V157H139ZM174 158H173V157ZM193 156H195V155H193ZM60 157V158H59ZM75 157V158H74ZM87 157H88V159H87ZM227 157V156H226ZM5 158H6V156H5ZM4 158V156H3V158H1L2 160H4L5 159ZM13 158H15L14 160H12ZM58 158H59V160H58ZM63 158V159H62ZM71 158H74V160L73 159H71ZM157 158H159V161L161 160L162 162H164V163H162V164H164V165H162L161 164V162L158 164L159 165V168H158V166L156 165V161H158V159ZM198 158H196V159H198ZM201 158L199 159V160H201ZM18 160V162L16 161L15 162V160ZM44 159V160H43ZM50 159V160H49ZM52 159H53V163H51L52 162ZM61 159H62V161H61ZM80 159H81V161H80ZM135 159H136V161H135ZM172 159H169L168 158V160L169 161H171ZM229 159V160H230ZM142 162H141V161ZM147 160H148V162H147ZM198 160V161H199ZM1 161V160H0ZM5 161V160H4ZM12 161V162H11ZM48 161V162H47ZM58 161V162H57ZM61 161V162H60ZM150 161H151V165L149 164L150 163ZM73 162V163H72ZM99 162V163H98ZM107 162H108V165H107ZM121 163V165H120V163ZM138 162V163H137ZM155 163V164H152V163ZM203 162H205V160L204 159H202V163ZM39 163H41L40 165H39ZM43 163V164H42ZM56 163H58V164H56ZM65 163V164H64ZM158 163V162H157ZM166 163V164H165ZM173 163V162H172ZM239 163V164H240ZM247 163V164H248ZM15 164L13 165L14 167H15ZM48 164V165H47ZM61 164V165H60ZM124 164H127V165H124ZM136 164H138L139 165V167H138V165H136ZM3 167H2V166ZM43 165V166H42ZM57 165H58V168H57ZM64 165V166H63ZM96 165H98V167L96 166ZM105 165V166H104ZM114 166V169H115V173H114V169L113 170H109V169H111V168H113V166ZM122 165H123V167H122ZM167 165V166H166ZM202 165V164H201ZM205 165V164H204ZM61 166H63V167H61ZM88 166V167H87ZM91 166V167H90ZM93 166V167H92ZM108 166H110V167H108ZM148 166H151V167H148ZM248 166H251L250 167V169L251 170H249V173H251V175L250 176H252L253 174H254V171L255 172H258L257 170H258V167H259V169L260 170H262V171H260V173H258V174H262L261 176H258V177H260V179H258V178H256L257 177V173H256V175H254V176H252L251 178H253V179H251V178H249V176H248V172H247V170L249 169V167ZM263 168H262V167ZM17 167L19 168V166H18V164H17ZM41 167V168H40ZM48 167V168H47ZM60 167V168H59ZM90 167V168H89ZM125 167V168H124ZM127 167V168H126ZM128 167L130 168V171L128 172ZM51 168V169H50ZM63 168V169H62ZM86 168H89V169H86ZM97 169V168H99V170H100V173H102L104 176H105V179H107V180H103L102 179V177L101 176H103V175H100V178H101V180L99 179V180H97V179H95V178H98L99 176V174H98V169L97 170H94V169ZM108 168V169H107ZM158 168V169H157ZM165 168V169H164ZM170 168H171V166H170ZM199 168H203V170L205 171L206 169L204 168V166L202 167H199ZM256 168V169H255ZM8 171H10V172H8ZM11 169H13L14 170V172L11 170ZM41 169V170H40ZM91 169V170H90ZM107 171V172H105V170ZM118 169V170H117ZM127 170V173H128V177H129V174L131 173V176L129 177V178H125V177H127V176H124V178H125V180H123L122 179V176H123V174H125L126 175V173H124L126 170ZM134 169H135V171L137 170V171H142L141 173L142 174H139V172H138V175H137V171L136 172H134ZM141 169V170H140ZM200 169V170H201ZM50 170H52V172L50 171ZM55 170H57V171H55ZM63 170V171H62ZM85 170H88L89 172H87L88 173V176H86V172H83V171ZM92 170H93V172H92ZM108 170H109V172H110V174L108 173ZM116 170H117V172H120L119 174H121V180H117L118 178H119V175H118V173L116 172ZM132 170H133V172L135 173H132ZM154 170V173L156 172ZM5 171V172H4ZM47 171V172H46ZM55 171V173L54 174H52L53 172ZM58 171H60V174H59V172ZM97 171V172H96ZM112 171H113V173H112ZM153 171V170H152ZM204 171H203V173H204ZM7 172L8 173H11L12 174V177H13V174L15 175L14 177H16L17 179H19V180H17V179H15V180H13L14 182H12V179H14V177L13 178H11V174L9 175L8 174V176H6V177H8L7 179L5 178V175H7ZM41 172V173H40ZM91 172V173H90ZM201 171H198L197 172V174H199V175H201V173H200ZM262 172V173H261ZM4 173V174H3ZM23 175H22V174ZM92 173H93V175L94 176H96V177H93V175H92ZM104 173H108V177H109V175H110V177H111V180H110V178L108 179V178H106V175L104 174ZM22 176H21V175ZM43 174V177L41 178V179H39V176H41ZM69 174H71V175H69ZM73 174H74V176H76V179H77V175H78V180L76 181V180H70V179H68L69 177L70 178H73L74 176H73ZM77 174V175H76ZM98 174V175H97ZM134 174V175H133ZM205 175H203V178L205 177V179L207 178L206 176L208 175L207 174V172H205L204 173ZM207 174V175H206ZM27 175H28V177H27ZM34 175V176H33ZM50 175V176H49ZM54 175V176H53ZM89 175H90V177H89ZM116 175V176H115ZM3 176V177H2ZM35 176H36V179H35ZM53 176V177H52ZM56 176V177H55ZM61 176V177H60ZM196 176V175H195ZM229 176V175H228ZM227 175L226 176H224L223 175V177H221L220 179H219V181L222 179L223 180V178L225 179L224 181H226L225 183H227L226 184V186H225V188L227 187L229 190H227L226 189V191L224 190V187H222L225 183L224 182H220L219 183V181L217 182V183H219V187H218V189H220L221 190V188H222V190L223 191H221L222 193H224V191H225V193L228 191H230V193L229 194H231L232 195V193H233V195L234 194H236V192L234 191V188H236V183H234V185H233V183H230V182H233V181H235L236 182V179H235V177H233V176H229L228 177ZM256 176V177H255ZM19 177V178H18ZM22 177H25V179L23 178V180H24V182H23V180L21 179ZM31 177L33 178V179H31ZM49 177V178H48ZM67 177V178H66ZM81 177H83V179L84 180H82L81 179ZM162 176L160 177L161 179L163 178ZM197 177V176H196ZM196 177H194V178H196ZM201 177H202V175H201ZM199 178V179H201V181L199 180L198 181V179L197 180H195L194 181V179H186V178H184V187H187L188 185H192V186H190V189H191V187H194L191 191H189L191 194V196H194V197H192L191 198V196H190V199L188 200V201H186V204L188 205H185V203L184 204H182V206L181 207H179L178 209L180 210L181 208V210L183 211H181L182 213H184V210H185V213H184V215H185V217H184V215H182L181 214V212H178V214L179 215H177L176 213V216H174V217H176V219L178 218V216H183L185 219H183V220H185V227L184 228H188L187 230L188 231H192V233L190 232V233H187L188 235L190 234V235H195V236H191L192 237V239L194 238V237H196V236H198L199 234H197V232H196V234H195V231L196 230H192L193 228L194 229H197V227H195V226H199L198 227V231H199V228H202L203 226L200 224V222L202 223V221H204L205 223H206V220H205V212L207 211V207H209L208 206V204L206 205L205 203H210L212 200H213V196H215V192H216V194H218V189H216L214 186H213V184H212V181H210V180H208L207 181V179L205 180V179H203V181H202V178ZM226 177H228L229 178V180L230 179H235V180H231L230 182H229V184H228V179L226 180ZM262 177V178H261ZM2 178V179H1ZM3 178H4V180H3ZM27 178H29L30 180H28ZM44 178H45V181H44ZM62 178V179H61ZM75 178V177H74ZM91 178H94L95 180H93V179H91ZM198 178V177H197ZM9 179H11V180H9ZM27 179V180H26ZM38 179V180H37ZM51 179V180H50ZM55 179V181H53ZM59 179V181H57ZM256 179H258L259 181H261V182H259V183H256L257 181H256ZM262 179V180H261ZM2 180V181H1ZM7 180H9V181H7ZM37 182H36V181ZM86 180V181H85ZM92 180V181H91ZM109 180L111 181V182H109ZM160 179H158L157 181H159ZM252 180V181H251ZM28 181V182H27ZM30 181V182H29ZM39 181V182H38ZM41 181H42V183H41ZM48 183H47V182ZM58 182V184H57V182ZM75 184H72L71 185V183L72 182ZM114 181H115V183H114ZM157 181H155L156 183H157V185L154 183V186L156 187H158V186H160V184H162V183H160L161 181H159V182H157ZM194 181V182H193ZM205 181V182H204ZM254 181H256V182H254ZM12 182V183H11ZM32 182V183H31ZM43 182H45V183H43ZM53 182L55 183V184H53ZM64 182V183H63ZM71 182V183H70ZM82 182H87V184H89V186L87 187L86 185H84V184H82ZM93 184V185H91V183ZM188 184V185H185L186 183ZM196 182V183H195ZM200 183V184H198V185H196L197 183ZM201 182H203L204 184H205V187L203 186L204 184L202 183L201 184ZM249 182H251L252 184H250ZM254 182V183H253ZM24 183L26 184V185H24ZM32 185H34L33 187H29V186H32ZM38 183L40 184V185H38ZM60 183L62 184V185H60ZM78 183V182H77ZM109 183H111V185H109ZM117 183V184H116ZM160 183V184H159ZM224 183V184H223ZM238 183V182H237ZM3 184V185H4ZM30 184V185H29ZM36 184V185H35ZM50 184V185H49ZM53 184V185H52ZM57 184V185H56ZM78 184V185H79ZM104 184V186H102ZM206 184H208V185H206ZM221 184H223V185H221ZM230 184L232 185V186H230ZM38 185V186H37ZM64 185H66L65 187H66V189H65V187H64ZM74 185V186H73ZM84 185V186H83ZM220 185H221V188H220ZM249 185V186H248ZM251 185H254V186H251ZM2 184L0 185V189H2V191L1 192H5V190L7 189V187H4V186H2ZM50 186V187H49ZM53 186V187H52ZM54 186H55V189H57V191L54 189V190H52V188H54ZM59 186H61V189H62V186L64 187V189H65V191L67 190V196L65 197L64 196V194L66 193L65 191H63V190H59ZM87 188H86V187ZM100 186V187H99ZM200 186H202V188L200 189ZM235 186V187H234ZM5 189H4V188ZM8 187H9V185H8ZM21 187V188H20ZM73 187V188H72ZM125 187V186H124ZM204 187V188H203ZM216 189V191H215V189ZM234 187V188H233ZM237 187H238V185H237ZM249 187H250V189H251V191L249 190ZM251 187H253V188H251ZM263 188V189H261V188ZM76 188H78L77 186H76ZM84 188V189H83ZM86 188V189H85ZM111 188V189H110ZM114 188V189H113ZM116 188V189H115ZM213 188V189H212ZM14 189V190H13ZM26 189V190H25ZM36 189H38V190H36ZM82 189H83V191H82ZM98 189V190H97ZM101 189V190H102ZM122 189V188H121ZM189 189V190H190ZM215 191L214 193H212L213 191ZM42 190V191H41ZM51 190V191H50ZM107 190H102V191H104L103 192V194L105 193V191L107 192ZM115 190V191H114ZM118 190V191H119ZM206 190V191H205ZM219 190V191H220ZM53 191V192H52ZM59 191H60V193L61 192H65V193H62V195L64 196H62V195H60V193H59ZM200 191H203V194H200ZM207 191H209L210 192V194L212 195V197L210 196V198H207V199H209V200H211L210 202H209V200H207L208 202H205V200H204V194H205V192H207ZM259 191H258V193H259ZM1 192H0V194H1ZM26 192V193H27ZM42 192V193H41ZM43 192H44V194H43ZM57 192L59 193V194H57ZM95 192H94V194H95ZM194 193V195H193V193ZM254 192V191H253ZM252 192V193H253ZM26 193H24V194H26ZM41 193V194H40ZM53 193L55 194V195H53ZM73 193V194H74ZM202 193V192H201ZM222 193H220V195H219V198H221L222 196V198L224 199V201H223V199L222 200H218V197H215L214 198V200H218L221 204H219V205H221L222 207H225V208H227L228 207V209L231 211V208H229V206H228V202H229V204H230V201H227L225 198H226V195L227 194H225L224 193V195H225V198H224V195L222 194ZM259 193V194H260ZM3 194V193H2ZM7 194V197H8V193H6ZM28 194V193H27ZM41 196H40V195ZM42 194H43V196H42ZM47 194V195H46ZM49 194V195H48ZM72 194V195H73ZM256 194H257V192H256ZM263 194V193H262ZM31 195V196H32ZM33 195V196H34ZM38 195V196H37ZM60 196V200H59V198L58 197H56L57 198V200H56V198H55V196ZM75 194H74V196H76ZM87 195V196H88ZM101 195H102V192H101ZM105 195V194H104ZM104 195H102L103 196V200H104ZM203 195V196H202ZM231 195H227V196H231ZM24 196V197H23ZM62 196V197H61ZM86 196V197H87ZM88 196V197H89ZM91 196H93V195H91ZM95 196H97V194L95 195ZM119 196H121L120 194H118V195H116L115 196V198H116V200L119 198ZM200 196H202L201 198L203 199V202L204 203H202V201L200 200L201 198H200ZM216 196H218V195H216ZM264 196V195H263ZM72 197V196H71ZM77 197V196H76ZM83 198L85 197V196H82ZM81 197V198H82ZM233 197V196H232ZM236 197V196H235ZM31 198V200H33ZM44 198H46V199H44ZM50 199V201L52 200V202H51V204H49L50 203V201H49V199ZM69 198H70V196H69ZM72 198H74V197H72ZM92 198V197H91ZM98 197H96L95 199H97ZM198 198V199H197ZM261 198H264V197H261ZM37 199L39 200V201H41L40 203H38L39 201H37ZM64 200L63 202L61 201V200ZM74 199H76V198H74ZM93 199H94V196H93ZM95 199L92 201V202H94L95 201ZM102 199V198H101ZM106 199V198H105ZM229 199V198H228ZM231 199V198H230ZM234 199V198H233ZM82 200V199H81ZM88 200V201H87ZM87 200H86V198H85V201H87L88 202V204H86L87 206L89 205V200L90 199H88L87 198ZM110 199H106V202H108ZM113 200H114V198H113ZM115 200V201H116ZM195 200H198V202L197 203H195L194 201ZM232 200V199H231ZM235 200H237V199H235ZM247 200H249V198L247 197V198H244L241 202L244 204V206H243V204H242V206H243V211H244V213H246L247 214V212L246 211H249L248 212V217L246 218V215H244V218H242V219H240V220H242V221H240L239 219H235V217H234V219H232V216H233V214L231 213V217H230V215L228 214L227 215V219L229 220V218L230 219H232V221L234 222V225L233 224H231L232 222L229 220H227L226 221V219H224L223 217H225L226 218V216L224 215V216H220L218 219L220 220V222H219V220H216L215 222L214 221H212L211 223H213L214 225H212V226H214L213 228L216 230V234H214L212 231L210 232L211 233V235H217V237L215 236V238H214V236L213 237H211V236H205L206 238H212V240H210L209 239V241H211V243H212V247H211V243H209L208 242V239L206 240V238H205V240L206 241H202V243L200 242H198L197 243V241L195 240V239H193V240H195V242H193L192 241V239H191V237H190V240H188L189 238L188 237H186V236H184V234H185V232H183V234H182V236H184L183 238H181V239H183L182 241H181V239H178L179 241H180V243H182V245H180V244H178L177 243V239H175L176 237H175V235L173 236L174 238L173 239H171L172 238V232L174 233L175 231L173 230V228H172V232H171V228L169 229L168 228V226L167 225H160V228H161V226H163V227H165V226H167L166 228H168V230H170V232H168L166 229H164L165 231H167L166 233L164 232L163 233V231L164 230H160L161 231V233L159 234L158 232H159V230H156V233L154 232V234L152 235V237L154 238L155 236H156V238H154L155 239V241H158L157 240V237H159L160 238V236H158V235H165L167 238H169V234H170V237L171 238H169L170 240H168L169 242H165L166 240H167V238L165 239V243L164 242H161L162 241V238H161V241L159 240V242H161V243H159L160 245H158V242H155L153 245H152V252H153V249H154V251L156 252L157 250L159 251V247H160V249H161V246L163 247L162 248V250H160L157 254H155V256L156 255H158L157 257L159 258V260L161 259V257H162V254H161V257H160V252H162L163 251V249H164V247H166V251L167 252H169V254H170V250H174V251H176V248H177V250H178V253H177V251L175 252V257H174V255H173V253H174V251L172 252V255H169L167 252V254L165 253V255H164V251H163V257H162V261L161 262H159V260H158V258L156 257V261L157 262H159L158 264H161V263H163L164 261V263L165 264H168L169 263V260H168V258H170V263H174L175 261H177V263L176 264H178L179 263V258H182V259H180V260H183V261H185V255H186V253H185V250L184 249H186L187 250V248H185L183 245H185V243L187 244V245H185L186 247H188V245L190 246V245H193L194 246V249L192 250V248L193 247H191V251H189V250H187L188 251V253H190L189 255L191 256L190 258H192V260L190 261V263L191 262H193V264H195L194 263V260H195V262H197V261H199V264H201L200 262L202 261L203 262V264H214V260L215 261H217V258L216 259H214L213 260V258L212 257H215V254H214V256L212 255L213 253H212V250L214 249V247H215V245L216 244H218V243H220V242H217V240H219L220 239V241L223 243V241L221 240V238H219L218 237V235H219V233L221 232V233H223L224 231H225V227H224V229H223V225L225 224V223H230V224H227V228L226 229H228L229 228V226L228 225H230L231 226V228H232V225L234 226L233 228L234 229H238V228H235L236 226V224H237V227H242L243 226V223L242 222H244L245 223V225H247V227H246V229L248 230V229H250L252 226H249L248 225V222H251V220L250 219H253V223L255 222V217H257L258 216V212L255 210V208H254V204H253V200H252V198H250V200L252 201V203L249 205V202L247 201ZM249 200V201H250ZM261 200H263V199H261ZM26 201V200H25ZM47 201V202H46ZM48 201H49V203H48ZM57 201H59V203L57 202ZM68 201L70 202V200L68 199ZM72 201L75 203V201L72 199ZM71 201V204H69L68 202V204L69 205H72V202ZM83 201H84V199H83ZM82 201V202H83ZM84 201V202H85ZM97 202H98V199L96 200ZM201 201V202H200ZM221 201H223L224 203H226L227 205V207L223 204V202H221ZM227 201V202H226ZM234 201V200H233ZM57 202V203H56ZM62 202V204H60ZM66 202H64V204H66L67 205V203ZM77 202L79 203L78 205L79 206H81L80 205V201H78L77 200ZM77 202H76V204H77ZM87 202H85V203H87ZM97 202H95V203H97ZM102 202H104V201H102ZM110 202V201H109ZM214 204L216 203V205H217V201L216 202H214V201H212ZM248 203V205H247V203ZM46 205H45V204ZM53 203V204H52ZM74 203H73V205L72 206H70V208L72 207L73 208V206H75L74 205ZM85 203L84 204H82L83 206L85 205ZM91 203V202H90ZM95 203H93V204H90V205H92V206H94V204ZM202 203V204H201ZM213 203H210V206L212 207L213 205ZM235 201L234 202H232L230 205L231 206H233V210H234V206H235ZM40 204H41V208H40ZM44 204V205H43ZM195 204V205H194ZM197 204L199 205H201L202 207H204L205 205V207H206V210H204L205 209V207L204 208H202L201 206H199V208L200 209H198V207H195V206H197ZM203 204H204V206H203ZM238 203L236 202V205H237ZM7 205V206H6ZM42 205H43V207H42ZM194 205V206H193ZM248 207H247V206ZM17 206H20V207H17ZM24 206H26L25 208H23ZM27 206L28 207H30V209H29V211H28V208H27ZM47 206H49V207H47ZM57 206V207H56ZM79 206H77L76 205V207L77 208H79ZM83 206H81V208L83 207ZM172 206V205H171ZM170 206V207H171ZM10 207V208H9ZM55 207L57 208L56 210H57V213L59 214V216L61 217H59V216H57L56 214H55V212H56V210L54 211L53 209H55ZM66 208L68 207V206H65ZM86 207V206H85ZM174 207V206H173ZM173 207H171L170 209H171V211L169 210H166V211H168V213H166V214H168V217H169V219H170V221L172 220V219H175V218H173V215H172V212H173V214H174V212H177V211H179L178 209L176 210V211H173ZM211 207H209V208H211ZM245 207H247V208H245ZM2 208L0 209V211H2ZM27 208V211L25 210ZM45 208H44V210H45ZM69 208V207H68ZM67 208V209H68ZM72 208H71V210H72ZM81 208H79L80 210H81ZM101 208V207H100ZM97 209L99 212L101 211V213L103 212V214L102 215H100L102 218H104V219H102L101 217L99 218V220H103V221H105V219H106V217L108 216L107 215V213L106 212H108V207H106V206H104L103 208H104V210H103V208H102V210L101 209ZM252 208V209H251ZM32 209V213L30 212V210ZM46 209V210H47ZM79 209H76L75 208V210H78L79 211ZM96 209V208H95ZM174 209H175V207H174ZM198 209V210H197ZM204 211L203 212V214H204V217L202 218V216H201V214L202 213H199V212H202V210ZM250 209H251V212H250ZM34 210V211H33ZM60 210H61V212H60ZM75 210L73 209V211L75 212ZM84 210H85V208H84ZM84 210H81V212L83 211L84 212ZM232 210V211H233ZM254 210H255V212H254ZM24 211H26L27 212V214H28V212H30L29 213V216L27 215V216H24L23 214H25V213H23ZM66 212H67V210H65ZM69 211V210H68ZM73 211H71V212H73ZM124 211V210H123ZM127 212H129L128 210H126ZM36 212H37V214H39V215H37L38 217H37V219H35L36 217ZM48 212V213H47ZM51 212H53V213H51ZM73 212V213H74ZM77 212V211H76ZM80 211L79 212H77V213H81ZM187 212V213H186ZM196 212H198V214H196ZM254 212V213H253ZM43 213V214H42ZM63 215H61V214ZM207 213V212H206ZM251 213H252V215H251ZM256 213V214H255ZM42 214V216H40ZM67 214V213H66ZM65 214V215H66ZM70 214V213H69ZM79 214L77 215V216H79ZM82 214H84V213H81V215ZM124 214H126L125 212H124ZM128 214V213H127ZM171 214V215H170ZM174 214V215H175ZM195 214V215H194ZM202 214V215H203ZM23 215V216H22ZM45 215V214H44ZM73 214H70L69 215V217H71ZM80 215V216H81ZM104 215V216H103ZM158 215V214H157ZM197 215H199V216H197ZM151 216V215H150ZM150 216H148V218H147V220H146V223H148V222H151V223H148V224H152V222L153 221H149V220H152V219H150ZM252 216H253V218H252ZM23 217V218H22ZM25 217L27 218V219H25ZM57 217H59V218H57ZM63 217V218H62ZM74 217V216H73ZM109 217V216H108ZM179 217V218H180ZM182 217V218H183ZM194 217V218H193ZM200 217H201V219H203L202 221H200L199 222V220H201L200 219ZM72 218V217H71ZM76 218V217H75ZM78 218V217H77ZM158 218V217H157ZM160 218V217H159ZM178 218V220H175V221H171V225H174L175 223H176V225L175 226H177V225H179V223H181L182 221L180 220ZM181 218V219H182ZM197 218V219H196ZM198 218H199V220H198ZM249 218V219H248ZM5 219H7V218H5ZM9 219V218H8ZM58 219H61V221L60 220H58ZM66 219H64V220H66ZM108 219V218H107ZM106 219V220H107ZM190 219V220H189ZM195 219H196V221H195ZM224 219V220H223ZM245 219H248V220H245ZM1 220V219H0ZM13 220V219H12ZM11 219H10V221H12ZM13 220V221H14ZM25 220V221H24ZM32 220V221H31ZM55 220V221H54ZM99 220L96 222V223H98V226H99ZM158 220H160V222H162L161 221V219H158ZM3 221V222H2ZM7 221H9V220H7ZM7 221H6V223H7ZM12 221V222H13ZM63 221V222H62ZM170 221L169 220H167V222H169L168 224H170ZM181 221V222H180ZM238 221H239V223L241 222L242 223V226L238 223ZM246 221V222H245ZM0 222H2V223H0L1 225L0 226H3L1 229H0V248L1 247H3L2 248V250L0 249V264H12V263H10V259L12 258V256H13V254H12V256L9 258L8 256H7V254L6 253H8V255H9V253L10 252H14V256H15V261H16V257L18 258V261L20 262V258L18 257V255L21 253V251H20V248H21V246L23 245L22 243H25L24 242V240L25 239H28V237H30V239H31V242H32V244H31V242H30V239H28V240H25V241H28V242H26L27 244H29V242H30V244L28 245L29 246V248H30V245H32V247L29 249L28 247H27V244L25 243V245H23V246H25V247H27V248H25V247H23L22 246V248L21 249H27V250H29V255H28V257L30 258V259H32V255H31V252L32 251H34V253L36 254V256L38 255V252H40L41 251V249L38 251V249H39V247L38 246H41L42 245V247H43V252H44V254H45V252L47 251V250H49L50 251V248H53V247H56V246H58L59 244H61V240L59 241L60 243L58 244V243H53L54 242V240H53V242H51V244H52V247H48L49 249H47L46 247H47V245H49L50 244V241L51 240H48V236H50L49 235V233H48V236H47V234H45V232H47L50 228V230H51V233H52V229H53V227H52V225H51V227L48 225V226H46V228H44V230H46L45 232H44V230H42V224L39 226V225H36L37 226V228L36 227H34V228H36V229H38L39 230V232H40V234L43 232L44 233V236H47V241H46V238L45 237H41V236H43L42 234H41V236H39L40 234H39V232H37L36 231V235H34L33 233H31L30 235L28 234V233H30V232H27L22 226V223L20 224L21 225V227L19 226V229H18V231L17 232H19V230L21 231V230H23L24 229V232L26 233H24V234H22V236L21 235H19V236H17V237H21L20 238V240H21V243L19 242V248H17L18 246H14V247H16V250H18L19 251V254L16 256V254H17V251L14 249V248H12V246H11V244H15V242L17 241V238H16V240H14V239H12V238H9V237H11V236H15L16 234L15 233H17L16 231H15V228H17L16 227V223L14 222L13 224H16L15 225V228H14V225H13V227H10V225H11V223H10V225H9V228H14V231H15V233L13 232L11 235H9L8 234V232L9 233H11L10 232V230H12V229H10L9 231H7V227H8V225H6L5 224V222H4V219L3 220H1ZM178 222V223H177ZM197 222V223H196ZM36 223V224H37ZM96 223H94L93 222V225H94V227H96L95 226V224ZM157 223V222H156ZM163 223H164V221H163ZM190 223V224H189ZM193 223V224H192ZM200 225H199V224ZM223 224L222 226L220 225V224ZM252 223V224H253ZM256 223V222H255ZM8 224V223H7ZM60 224V225H59ZM125 224H127V222L125 223ZM124 224V225H125ZM158 224V223H157ZM160 224V223H159ZM167 224V223H166ZM196 224H198V225H196ZM203 224V223H202ZM11 225V226H12ZM33 225V226H34ZM93 225H91V226H93ZM170 225V226H171ZM189 225V226H188ZM190 225H191V227H190ZM195 225V226H194ZM219 225V226H218ZM226 225V224H225ZM224 225V226H225ZM244 225V226H245ZM250 225H251V223H250ZM254 226H255V224H253ZM39 226V227H38ZM97 226V227H98ZM149 226V225H148ZM147 226V224H146V226L145 227H148ZM184 226V225H183ZM182 226V227H183ZM202 226V227H201ZM41 227V228H40ZM48 227H50L48 230H47V228ZM94 227H93V229H94ZM95 228V231L98 229V228ZM162 227V228H163ZM174 227V226H173ZM179 227V226H178ZM220 229H219V228ZM21 228V229H20ZM33 228V227H32ZM124 228H128V226L126 225ZM159 228V229H160ZM190 228V229H189ZM211 228V227H210ZM231 228H229L228 230H229V232H232L233 233V230L234 229H232L231 230ZM35 229V230H36ZM55 229V231L57 230L56 229V227L54 228ZM93 229H91V227H90V230H91V232L93 231ZM157 229H158V227H157ZM174 229H176V228H174ZM213 229V230H214ZM35 230L33 231V229H32V231L31 232H35ZM99 230V229H98ZM98 230H97V232H98ZM186 230V229H185ZM200 230H202V229H200ZM212 230V229H211ZM218 230H221L220 232L218 231ZM227 230V231H228ZM13 231V230H12ZM42 231V232H41ZM54 231V232H55ZM58 232L57 233H60V231L59 230H57ZM137 231H139V229L137 230ZM137 231L135 232V233H137ZM158 231V232H157ZM187 231V232H188ZM194 231V232H193ZM203 231V230H202ZM53 232V233H54ZM90 232V231H89ZM88 232V233H89ZM94 232V231H93ZM96 232V233H97ZM204 232H206V230L204 231ZM207 232H208V230H207ZM219 232V233H218ZM226 232V231H225ZM224 232V233H225ZM234 232H236V230H234ZM247 232V231H246ZM246 232H244V233H246ZM21 232H19V234H20ZM23 233V232H22ZM38 233V234H37ZM56 232H55V234H57ZM167 233H169V234H167ZM176 233V232H175ZM200 233V232H199ZM221 233H220V237H222V238H224V239H226L227 238V233H225L227 236H226V238H225V236H224V234H223V236L221 235ZM231 233V234H232ZM236 233H238V232H236ZM239 233H241V232H239ZM238 233V234H239ZM248 233V232H247ZM4 234H7V235H9V236H7L8 238V240H6V236H4L3 237V235ZM13 234H15V235H13ZM18 234V233H17ZM93 234H95V233H93ZM132 234V233H131ZM134 234V233H133ZM156 234V235H155ZM201 234V233H200ZM207 234V233H206ZM249 235H247V237L246 238H244L246 235L245 234H243V231H242V234L241 235H244V236H242V239H240V237L239 238H235L236 236H237V234H235V233H233L232 235H236L235 237H232V235H230L229 237H228V239H229V242H230V245H231V247H230V245L228 244L227 245V247H229L228 249H227V247H226V243H223V245H225V249H222L221 247H223L224 248V246H219V244H218V246H216L215 247V249H216V251H218L217 249L219 248L220 249V251H219V253H220V256L221 257H226L227 256V250H229V252H228V256H229V258L232 256V258H230V260L228 261V256L226 257L227 258V261H226V264H250V262L253 260L254 261V263H252V264H264V248L262 247V246H264L263 244H261L260 245V243L259 244H257L255 241V244H253V243H251L252 241L248 238V236H250V233H248ZM27 235H28V237H27ZM31 235H34V239L31 237ZM90 235H92V233L90 234ZM135 235V234H134ZM134 235H132V237H131V239L133 238V236ZM176 235L178 236V238H180L181 237V234L179 235L178 233H176ZM189 235V236H190ZM240 235V236H241ZM52 236V235H51ZM50 236V237H51ZM54 236H56V235H54ZM54 236H52V238H54ZM251 236H253V235H251ZM254 236H255V238H256V233L254 232ZM16 237V236H15ZM22 237L24 238V237H27V238H25V239H23L22 240ZM41 237V240L39 241V238ZM50 237H49V239H50ZM85 237H87L86 235H85ZM130 237V236H129ZM163 237V239H164V236H162ZM186 237V238H185ZM14 238V237H13ZM19 238H18V240H19ZM58 238V237H57ZM137 238V239H136ZM136 238H134L133 240H136V241H138L139 243H140V245H141V243L144 241V239L142 238V237H136ZM141 238L143 239V240H141ZM152 238V239H153ZM197 238V237H196ZM213 238L214 239H216V241L215 240H213ZM219 238V239H218ZM232 238H234L233 240H235V242H236V246L234 245V243H233V240H232ZM10 239H12V240H14V241H12V243H11V241H10ZM33 239V240H32ZM43 239H45V240H43ZM55 239V238H54ZM60 239V238H59ZM81 239H83V238H81ZM139 239H140V241H139ZM151 239V241L153 242V240ZM240 240V241H236V240ZM252 240H253V238H251ZM38 240V241H37ZM172 240L175 242V244H176V247H174V245L175 244H173L172 243ZM176 240V241H175ZM57 241V240H56ZM135 241V242H136ZM146 241V240H145ZM151 241H150V243H151ZM215 241V243H213ZM228 241V240H227ZM14 242V243H13ZM37 242H40V245H38V243ZM224 242H226L225 240H224ZM237 242H239V243H237ZM18 243V241L16 242V244ZM139 243L137 244V243H135V244H137V245H139ZM166 243H168V246H163L164 244L165 245H167ZM171 243V244H170ZM197 243V244H196ZM203 243H204V245H203ZM252 245H254V247L255 246H257V245H259L258 246V248L257 247H251L250 248V246H251V244ZM15 244V245H16ZM36 244L38 245L37 247H38V249H37V247H36ZM50 244V245H51ZM199 244H200V246H199ZM221 244V243H220ZM49 245V246H50ZM54 245V246H53ZM139 245V246H140ZM144 245V244H143ZM143 245H141V246H143ZM169 245H170V247H169ZM198 245V246H197ZM203 245V246H202ZM33 246H34V248H33ZM138 246V247H139ZM141 246L139 247V250L140 249H142L141 248ZM150 246H151V244H150ZM150 246H148V250H149V254H147V256H145L146 255V250H144V248H143V252H141L142 254V260H143V258H144V256L147 258V260L146 261H148V263H146V264H152V258L150 257V254L152 253L150 250H151V247ZM159 246V247H158ZM181 246V247H180ZM207 246V247H206ZM261 246V247H260ZM135 247V246H134ZM133 247V248H134ZM149 247H150V249H149ZM174 247V248H173ZM218 247V248H217ZM235 247V250H234V252H232L233 251V248ZM259 247L263 250V252L261 251V250H259ZM137 248V247H136ZM257 248V249H256ZM24 249V250H25ZM37 249V250H36ZM45 249V250H44ZM67 248H65V251L66 252H69V250L67 251L66 250ZM135 249V248H134ZM134 249H132V250H134ZM181 249H182V251H181ZM189 249H190V247H189ZM248 249H250L249 251L250 252H253V255L255 254L254 252L255 251H257L256 252V254L254 255V257H253V255H252V257H250V259H252V260H250L249 259V254H246L245 255V252H243V251H245V250H248ZM139 250H138V248H137V251L139 252ZM180 250V251H179ZM183 250H184V253H185V255H181V253L182 254H184L183 253ZM223 250H224V252H223ZM16 251V252H15ZM49 251H47V252H49ZM192 251H193V253H194V256H193V254H191L192 253ZM225 251H227V252H225ZM249 251H246V253H248ZM6 252V253H5ZM23 252V251H22ZM43 252H42V255H43ZM46 252V253H47ZM66 252H65V254H64V252L62 253L63 255L59 258V260H58V262H61V260L64 258V257H66ZM213 252H214V250H213ZM4 253H5V255L8 257V258H5V257H3V255H4ZM34 253H32L33 254V258L35 259V258H37L36 256H35V254ZM91 253V251L90 250H87L86 251V255H89ZM145 253V254H144ZM147 253H148V251H147ZM179 253H180V255H179ZM207 253H209L208 254V256L209 255H211L210 257H211V262L209 263L208 261H210L209 259H208V257H207ZM216 253V252H215ZM223 253H225V256H222L221 254H223ZM262 254L261 256L260 255H258V254ZM2 254V255H1ZM11 254V253H10ZM22 254H24V252L22 253ZM21 254V255H22ZM40 254H41V252H40ZM39 254V257H42V255H40ZM143 254H144V256H143ZM154 254H153V257H154ZM176 254H177V257H176ZM231 254V255H230ZM235 256H234V255ZM241 254V255H240ZM21 255H19L20 257H22ZM25 255H26V250H25ZM31 255V256H30ZM137 256L138 257V253L137 254H132V256ZM169 255V256H168ZM203 255H205V257H203ZM217 255H219L218 253H217ZM224 255V254H223ZM35 256V257H34ZM64 256V257H63ZM165 256H167V258L166 259H164V257ZM178 256H180L179 258H178ZM182 256V257H181ZM185 256V257H184ZM250 256H251V253H250ZM1 257H2V259H1ZM149 257V258H148ZM189 256H187L186 257V259L188 258ZM194 257V258H193ZM243 257V258H242ZM173 258H176L175 259V261H173ZM190 258H189V260H190ZM199 258H200V260H199ZM226 258H225V260H226ZM30 259H29V261H30ZM85 259V258H84ZM149 259H151V262H150V260ZM178 259V260H177ZM2 260V261H1ZM13 260V258L11 259V262H13L14 261ZM140 260V258L138 259V261ZM141 260V261H142ZM164 260V261H163ZM167 260H168V262H167ZM172 260V261H171ZM197 260V261H196ZM222 260V259H221ZM14 261V262H15ZM15 262L14 264H19V262ZM29 261H28V259H27V262L29 263ZM136 261H137V259L135 260L134 259V262H133V260H132V263L131 264H136ZM204 261H205V263H204ZM219 261H220V259H219ZM249 261V262H248ZM143 262V263H142ZM142 262H137V264L139 263V264H145V261L143 260ZM150 262V263H149ZM187 262V261H186ZM186 262H183V264L185 263L186 264ZM21 263V262H20ZM169 263V264H170ZM182 263V262H181ZM189 263V264H190ZM216 263V262H215ZM225 263V262H224ZM153 264H155V259H154V262H153ZM175 264V263H174ZM192 264V263H191ZM196 264H198V262L196 263ZM218 264H220V262H218ZM222 264H223V260H222Z\"/></svg>",
	"mask_w": 264,
	"mask_h": 264
},
{
	"label": "bare ground",
	"instance_id": "2",
	"mask_svg": "<svg viewBox=\"0 0 264 264\" xmlns=\"http://www.w3.org/2000/svg\"><path fill=\"white\" fill-rule=\"evenodd\" d=\"M4 1H6V0H4ZM14 1V0H13ZM22 0H17V2H16V0L14 1V5H15V3H18V2H20V3H18L19 5H21V4H23V5H21V8L24 6V8L23 9H20L21 11L23 10H26L27 9V11H29V12H27L26 11V13H32V14H36L37 15V17H33V15L31 14V16H29V15H27L29 18L28 19H26L27 17H25V14L23 13V15H24V19L21 17L22 15H20V13H18V14H16V12H15V14L16 15H18V16H20L21 17V19H18L17 17H16V19H18V25H16L17 27V30L15 29V25H11L12 24V22L13 21H9L11 24H9V22L7 23L8 25H10V27H12L13 28V26H14V32H16L17 31V33L18 34H16V33H12L11 31H13V29H11V31H10V27L8 26V25H4L2 22H3V20H2V22H1V20H0V22L2 23H0L1 25H0V30L2 31V30H4L5 28H4V26H7V30H9L10 31V33H12V34H7V35H9V38L11 37V38H14L12 35H17L18 36V39H20L22 36H20V38H19V35H20V33H19V28L18 27H20V29H27V31H28V28L30 27L31 28V26L33 27L34 25L35 26H37V24H39V23H42V25L40 24V27H38V28H35V26L33 27V28H31V29H33V31L30 33L31 35L33 34V32L34 31H36V32H38L39 33V30L38 29H40L41 31H42V29H41V27L43 28V31H45V33H49V31H50V33H52L53 34V32L51 31V25H55L56 26V23L58 24L59 22L58 21H60V18H64L65 19V16L63 15L64 14V11H62L63 13L60 15V16H62V17H58V15L61 13V10H59V8L60 9H62V8H66L67 9V7L66 6H62V4H64L65 3V1H68V0H63L64 1V3L62 2L61 3V5H60V2L62 1H60V0H58V1H49V0H47V2H46V0H43L44 2H46V3H49V4H54L55 2L56 3H58L59 4V7L57 8L58 10H54V6H57V5H53V10L52 9H50L51 11H60V13L58 14V13H56V14H58V15H56V17H53V18H57L56 20H55V22H54V24L53 23H50L51 25H48V23H47V21L46 20H48L47 19V17L49 16V15H44V11H48L46 8V10L43 8V10L41 9L42 7H44L45 5H46V3H44L42 0V2L43 3H41V1H38L37 2V0H36V4H35V0H25V1H22ZM49 1V2H48ZM71 1V0H70ZM79 1V0H78ZM91 1V0H90ZM94 1H95V4H94ZM92 3H93V5L95 6V12H97L98 14H102V19H100L101 21H99V17H98V19H97V21H96V19H94V18H97V17H94V15H93V13L91 12V14L93 15V17H92V19H94L97 23V25L95 24V26L93 25L94 23H95V21L93 22V28L92 27H90V26H92L91 24L88 26V27H86L87 25H85V23L82 21L83 19L84 20H86V18H89V20H90V22L92 23V20L90 19L91 18V16L90 17H84L83 19H78V18H82V14L80 13V12H85V14L84 15H87V16H89V13L90 12H88V10H86V8L84 7V6H87V5H84V4H87V1L85 2V0H81V3H78V2H76V0H75V2H76V4H75V2L73 1V3H74V6H75V8L77 7V11H75L74 9V14H73V12H72V15L69 13L68 14V9L67 10H65L67 13H66V15H67V17H72V16H74L75 14H78V11H80L79 12V14H81V15H78V18H76L75 20H77L76 22H78L79 24L78 25H80V23L81 22H83V23H81V25L80 26H82V24H84L83 25V30H85L86 31V29H91L92 30V33H89L90 35H88L87 34V36L86 35H84L85 33H87L88 31H84L85 33L83 34L84 35V37H85V39L87 40V39H89L88 38V36L89 37H91L92 36V38H94V36H93V34L98 30V29H96V28H100V24H98V23H100V22H102L103 20H106L107 19V17L111 14V12H110V14L108 13L109 11L106 9L108 6H106L105 5V7H103V5H102V7L104 8V9H106L105 11L106 12H104L103 13V9L101 8V9H99L100 10V12H98L99 10H98V0H94ZM100 1V0H99ZM109 1V0H108ZM116 1V5H120V3H117L118 1H120V0H115ZM123 1V5L124 4H126L127 2H125L124 0H122ZM121 1V2H122ZM178 0H175V2H177ZM180 1V0H179ZM52 2V3H51ZM72 2V1H71ZM71 2H69V5H70V3ZM80 2V1H79ZM82 2H83V4H82ZM101 3H102V0L100 1ZM110 2V1H109ZM108 2V3H109ZM132 2H135V5L136 6H133V5H131L130 6V3H132ZM132 2H131V0H130V3L128 2L127 3V5H124V7H129V9H130V11L132 12V14L133 13H135L136 14V17L134 18V15H133V18H132V20H139V22H140V24H142V27H141V25L139 24V23H137L136 21L134 22V21H132V22H134V23H132V25L134 26V28H135V25L136 24H138L141 28H142V30H140L141 28H139V26L137 27V28H139V30L140 31H143V35L145 36V34L147 35V38L149 39V38H152L151 39V41L150 40H148V41H146V42H149V45L150 46H153V44H154V41L152 42V40H156V39H158V40H156L155 42V44H154V46H153V49L151 48V50H148L149 49V47L148 48H145V47H147L148 45H147V43H145V45H143V47H142V44L145 42L144 40H145V38H146V36H145V38H144V36L141 34V33H137V31H136V33L138 34V35H142L141 36V38L143 39L144 38V40H142L141 38V41H139V39H138V41L140 42V44L138 43L137 44V48L138 49H140V48H142V49H140L139 51H138V53H136L137 54V56L139 57L140 56V54H142L141 56H142V62H144V63H142V64H139V62L140 61H138L139 59H141V56L139 57V58H136L137 56L135 55V52L134 51H136V50H138V49H136L135 50V47H133V46H131L130 45V47L132 48V50H131V53L132 54H130L129 53V56L130 55H135V56H126L127 57V59H125L124 58V61L125 62H123L122 61V63H120V65H118L117 64V67L116 66H114V65H112V66H110V65H106V67H104L105 69H103L102 71H101V74H100V82H99V86L101 85V86H105L106 84H108L109 86H110V84L111 83H115L116 84V80L118 79V75H113L114 73H119V72H114L113 73V71H116V68H117V70L119 69V71L121 72L120 74H121V78H123L122 80L125 82V80H127V81H135L136 79H138V78H140L141 76L143 77L145 74H139V72L141 71V70H144V71H148V65H147V63H152V62H158V63H165L166 65H169L170 64V57H169V55L168 56H164L163 58H164V60H162L163 58H162V54L164 53V52H166V51H170V50H175L176 52H178V51H180V49L182 48V47H184L185 49H181L182 50V52H183V50H186L187 51V56L185 57L186 58V62H187V65H186V67H193V66H201V65H196V64H202V63H200L201 61L202 62H206V55L208 54V52L207 51H205V52H207L206 54H205V52H204V54H203V52L201 53V52H198V50L199 51H203L202 49H206V47H207V49L209 48V56H208V58H210V59H208L207 58V60L209 61L210 60V62L211 61H213V62H215L217 59H220V58H223V56H225V55H232V54H230V53H233L234 51L235 52H238V51H244V50H246V49H244V48H249V46H253V45H256L257 46V44L259 45V46H261V45H263L264 46V30L262 29V27H263V25H264V0H186L185 1V5H184V1L183 0H181L180 2H178L179 3V8L176 6L175 7V2H174V0H132ZM175 3V4H173V3ZM37 3L39 4V7L37 6ZM55 3V4H56ZM137 3V4H136ZM182 3V4H181ZM17 4V5H18ZM27 6L26 7V9H25V5ZM68 4V3H67ZM67 4H65V5H67ZM72 4V3H71ZM77 4H81V6L80 7H82V5H83V9L81 8V10H80V7L79 6H77ZM100 4V3H99ZM105 4H107V3H105ZM109 4H113L114 5V3H113V1L111 0V3H109ZM181 4V5H180ZM18 5V6H19ZM41 5H43L42 7H41ZM48 5V4H47ZM46 5V6H47ZM69 5H68V7H69ZM73 5V4H72ZM72 5H71V7H72ZM89 5H90V7H91V2H89ZM118 5V6H119ZM121 5H122V3H121ZM122 5V6H123ZM174 5V6H173ZM216 5V6H215ZM45 6V7H46ZM52 6V5H51ZM61 6V7H60ZM94 6H92L91 8L93 9V11H94ZM101 6V5H100ZM122 6H119L120 8L122 7ZM172 7V9H174V8H176V9H180V6L182 7L180 10H176V13H179V14H181V15H178V14H176L175 12H174V10L172 11V9H170L171 7ZM208 6H209V8H208ZM16 7V6H15ZM48 7H50L49 5H48ZM71 7H69V10H71L70 8ZM112 5L110 6L109 5V9H111L112 10ZM116 7V6H115ZM124 7H122V8H124ZM135 7V8H134ZM137 7V8H136ZM170 7V8H169ZM174 7V8H173ZM17 8V7H16ZM15 8V9H16ZM37 8H38V11H37ZM42 10V12L40 13V9ZM74 8V7H73ZM118 8V7H117ZM132 8H134L135 10H134V12L131 10ZM19 9V8H18ZM85 9V11H82V10H84ZM116 9V8H115ZM171 11H170V10ZM14 10V9H13ZM40 10V11H39ZM50 10H49V14H50ZM72 10V11H73ZM110 10V11H111ZM118 9H116V11H117ZM20 11V12H21ZM87 11V12H86ZM102 11V12H101ZM116 11L113 13V15H115V13H116ZM120 11H121V9H120ZM139 11V12H138ZM177 11H179V12H177ZM37 12V13H36ZM38 12L40 13V14H43V20H45V21H42L41 19H42V17H40L41 15H39L38 14ZM75 12H77V13H75ZM112 12H113V10H112ZM118 12H119V10H118ZM136 12H138V13H136ZM172 12H174V13H172ZM185 12H187V15L186 14H184ZM14 13V12H13ZM47 13V14H48ZM87 13V14H86ZM96 13V15L98 16V14ZM11 14V13H10ZM46 14V13H45ZM53 13H51V15H52ZM90 14V15H91ZM119 14V13H118ZM139 14V15H138ZM9 15V14H8ZM11 15H13V14H11ZM15 15V16H16ZM54 16H55V12H54V14H53ZM95 15V16H96ZM103 15H105L106 16V18H104L103 17ZM183 15V16H182ZM4 16H5V14H4ZM3 16V18H4V20L5 21H8L7 20V18L6 17H4ZM39 16V17H38ZM116 16V15H115ZM137 16H140V19H139V17H137ZM180 16H182V18L184 19V21L182 20V22L185 24H183L182 22H181V19H179L180 18ZM11 17H13V16H9V18H11ZM30 17H32V18H30ZM66 17V19L64 20L63 18H62V20H64V21H62L61 20V24H60V27L59 26H57L58 28H59V30H60V28H61V25H62V23H66V20L68 19L69 21H71L69 18H67ZM76 17V16H75ZM110 18L112 17L111 15L109 16ZM109 17H108V19L107 20H109ZM186 17L187 18H190V20L189 19H186ZM2 18V19H3ZM6 18V19H5ZM8 18V19H9ZM35 18V19H34ZM36 18L39 20V18H41L40 20H39V23H37L35 20H36ZM50 20L48 21V22H52L51 21V19L53 20V18H52V16H51V18H50V16L48 17ZM113 18V17H112ZM138 18V19H137ZM207 18H209V20L211 19V20H213V22H210L209 20V23H208V21L207 22H205L204 24H203V22H204V20L206 21L207 20ZM225 18H229L228 20H230V21H226V19ZM30 19H34V23H33V21L31 20V22H32V24H28V23H30ZM118 19V18H117ZM222 19H223V21L227 24H223L224 22H222L221 23V21H222ZM12 20V19H11ZM14 20V19H13ZM19 20H20V22H22L21 20H25V24L24 25H22L23 24V22H22V24L19 22ZM26 20H28L27 21V24H28V26L26 25ZM58 20V21H57ZM68 20H67V23L66 24H68L69 25V23H68ZM113 19H110L109 21H112ZM156 20H158L159 21V23H158V21H156ZM186 20H188V21H190V23L192 22V24H191V28H192V26L194 27L196 24V26L194 27V28H192L190 31L193 33V35L195 36H193V37H191V34H190V36L187 38V36H185V38H183V39H186L185 41L183 40L182 42L184 43V45H182L181 46V41L179 42V40H182V38L180 39V37H184V34L185 35H188V33H190V31H188L187 29V27H189V29H190V26H188L189 24H187V22H186ZM203 20V21H202ZM16 22V24H17V20H15ZM42 21V22H41ZM80 21V22H79ZM118 21V20H117ZM154 21H156L155 23H152V24H154V28H150V26H151V24L149 23V22H154ZM43 22H45V23H43ZM87 22H88V20H87ZM114 23H116L115 22V20L113 21ZM228 22V23H227ZM229 22H230V24H229ZM35 23H37V24H35ZM46 23H47V29L49 30H47V32H46V30H44V28H46V27H43V26H45L46 25ZM113 23V24H114ZM118 23H120V21H118ZM180 23V24H179ZM181 23H182V27H183V25H184V28L182 29L181 28V26H179V25H181ZM194 23V24H193ZM14 24V23H13ZM20 24V25H19ZM65 24V25H66ZM150 25V26H147V25ZM199 24V25H198ZM31 25V26H30ZM59 25V24H58ZM99 25V27H97ZM116 25H118V24H116ZM187 25V26H186ZM226 25V26H225ZM21 26H22V28H21ZM27 26V27H26ZM63 26V29L65 28V29H69V30H67V32H69V31H72V27H70V25L69 26H66V27H64V24L62 25ZM119 26V25H118ZM2 27H3V29H2ZM8 27H9V29H8ZM69 27V28H68ZM84 27H86L85 29H84ZM116 27V26H115ZM114 27V28H115ZM186 27V28H185ZM71 28V29H70ZM80 29L82 28V27H79ZM117 28V27H116ZM137 28H135V29H137ZM182 29V31H184V29L185 30H187V31H185V33L183 32L182 33V31H181V29ZM5 29V30H6ZM36 29V30H35ZM65 29L63 30V31H65ZM80 29H76V30H74V32L76 31H80V33L83 31H81ZM95 30V32L93 33V31ZM149 29L150 30H152L154 33H156L155 34V36H153L152 37V35H154V33L153 32H149ZM4 30V31H5ZM62 30V29H61ZM60 30V31H61ZM178 30L181 32L180 34H183V35H179L178 33ZM24 31V30H23ZM27 31H26V34H28L27 33ZM30 31V30H29ZM42 31V32H43ZM63 31H61V32H63ZM111 32L113 31V30H110ZM155 31H157V32H155ZM7 32V31H6ZM6 32H5V34H6ZM20 32H21V30H20ZM25 32V31H24ZM36 32H34L35 34H33V35H35V36H33L34 38H36L37 37V39H39L40 40V38H42V40L41 41H44L46 38H44V40H43V37H45V36H41V35H39V37L37 36L38 34L36 33ZM59 32V31H58ZM76 32H75V35H73L74 33L73 32H71L72 33V35L73 36H70V37H67L69 34L71 35V33H68L67 34V38L69 39V38H71V37H75L76 36ZM98 32H99V34H100V30H98ZM98 32H96L95 33V35L97 36L98 34ZM109 32V31H108ZM111 32H109L108 33V35L111 33ZM113 32H115V31H113ZM112 32V33H113ZM139 32V31H138ZM176 32H178V33H176ZM186 32H188L187 34H186ZM8 33V32H7ZM23 33V32H22ZM21 33V34H22ZM45 33H43V34H45ZM47 33V34H48ZM55 33V32H54ZM111 33V34H112ZM151 33H153V34H151ZM178 34V36L176 35V34ZM25 34V33H24ZM25 34V35H26ZM29 34V35H30ZM40 34H42L41 32H40ZM47 34H45V35H47ZM59 35H61V33H58ZM66 35V32L64 33H62V35L63 36H65ZM110 34V35H111ZM116 34V32L114 33V35ZM136 34V35H137ZM151 36H149V35ZM0 35H2V36H0V37H3V34L1 33ZM23 35V34H22ZM30 35V36H31ZM48 35H50V34H48ZM56 35V34H55ZM83 35H82V38H83ZM114 35H112V36H114ZM156 35H158V36H156ZM4 36H6V35H4ZM16 36V37H17ZM80 36H81V34H80ZM104 36V35H103ZM107 36V35H106ZM120 36V35H119ZM118 36V37H119ZM140 36H138V37H140ZM16 37L14 38L15 40L14 41H16L17 39H16ZM23 37H26V36H23ZM32 37V36H31ZM99 37V36H98ZM98 37H95L96 39H98ZM110 37V36H109ZM117 37V38H118ZM158 37V38H157ZM4 38L5 37H3V40H4ZM6 38H7V36H6ZM81 38V39H82ZM94 38V39H95ZM106 38V37H105ZM154 38H156V39H154ZM177 38V39H176ZM191 38H192V41L190 42V40H191ZM84 39V40H85ZM91 39V38H90ZM89 39V41H91ZM93 39V40H94ZM100 39V38H99ZM104 39V38H103ZM178 40L177 42H179L180 43V45H178L177 47H175L174 46V44L175 45H177L176 44V40ZM190 39V40H189ZM7 40H8V38H7ZM70 40V39H69ZM84 40L82 41L83 43H84ZM102 40V39H101ZM174 40H175V43H174ZM187 40H189V42H190V44H188L189 42L187 41ZM20 40H18L17 42H19ZM46 41V40H45ZM74 42L75 41V39H71V41L70 42ZM79 41V40H78ZM77 41V42H78ZM97 41H99L100 42V40H96V42ZM187 41V42H186ZM204 41H207V43H210V44H207V45H209V47L208 46H206L205 48H204V44H205V42ZM76 42V43H77ZM81 42V40L78 42L79 44H80V46L78 47V48H80L81 47V45L83 44ZM94 42H95V40H94ZM103 42H105V41H103ZM107 42V41H106ZM106 42H105V44H106ZM68 43V42H67ZM75 43V42H74ZM82 43V44H81ZM91 43V42H90ZM90 43H88V44H90ZM93 43V42H92ZM174 43V44H173ZM187 43V44H186ZM192 43V44H191ZM203 43V45H201ZM69 44V43H68ZM67 44V45H68ZM70 44H73V43H70ZM85 45H86V47L88 46V44H87V42H85L84 43ZM83 44V45H84ZM74 45V44H73ZM84 45V46H85ZM140 45H141V47H140ZM147 45V46H146ZM189 46V49H186V48H188L187 46ZM97 45H95L94 44V48H93V52H94V50H95V47H96ZM107 46V45H106ZM145 46V47H144ZM181 46V47H180ZM201 46H203L202 47V49H201ZM251 46V47H252ZM75 47H77V46H75ZM91 47V46H90ZM174 47H175V49H174ZM191 47V48H190ZM112 48H114V47H112ZM144 48L148 51V53H144ZM179 49L178 51L176 50V49ZM90 49H92V48H90ZM134 49V50H133ZM243 49V50H242ZM152 50H153V52H152ZM91 51V50H90ZM89 51V52H90ZM143 51V53H141ZM149 51H151V53H149ZM186 51L184 52L185 54H186ZM87 52V51H86ZM137 52V51H136ZM181 51H180V53H182ZM241 52V53H242ZM91 53H92V51H91ZM120 53V52H119ZM154 53V54H153ZM239 53V52H238ZM237 53V54H238ZM240 53V54H241ZM88 54V53H87ZM114 53H112V55H113ZM116 55H119L118 53H115ZM151 54V55H150ZM153 54V55H152ZM183 54V53H182ZM201 54H203V55H201ZM90 55V54H89ZM92 55V54H91ZM121 55V54H120ZM156 55V56H155ZM152 56H155V57H152ZM118 58V57H117ZM205 58V60L203 61V59ZM224 59V58H223ZM222 59V60H223ZM118 61L120 62L121 60H120V57H119V59H118ZM161 61V62H160ZM218 61V60H217ZM216 61V62H217ZM221 61V60H220ZM264 61V60H263ZM118 63V62H117ZM261 64V65H260ZM259 65H250V66H247V67H245V68H243V69H238L237 71L239 72H237L238 74L237 75H230V73H222V74H219V75H217L216 77H215V79L214 80H218V81H213L212 82V84H211V86H216V85H220L221 84V87L222 86H224V83L227 85V84H231V85H234L235 84V82H237V80H239V76H247V77H250L251 78V80H252V91L251 92H253L252 94L255 96V97H259L260 95L263 97L264 96V76H263V79H261L262 78V75H264V62L263 63H260ZM183 65V64H182ZM109 66V67H108ZM184 66V65H183ZM63 66H60V70L62 71V72H64L63 74L64 75H62V72H61V76H63V78L61 77V79H60V74H59V71H58V73L57 74H59V78L58 79H60V83L59 84H57V86H56V84H53V85H55V87L54 88H52V87H49V88H45L47 91H49V90H51V92H48V94L50 93V95H51V93L53 94V92H57V93H59V95L60 94H66V93H72V91H74L75 89H76V85H75V81L73 80V78H72V76H71V74L67 71V70H65L64 69V71L62 70L63 68H62ZM119 67V68H118ZM62 68V69H61ZM115 68V70H113ZM197 68V67H196ZM58 70H59V67H58ZM113 70V71H112ZM168 70H171V68L170 67H168ZM53 75V74H52ZM51 75V76H52ZM56 78H57V76L55 77V80H56ZM57 79V80H58ZM120 79V78H119ZM54 80V79H53ZM54 80V81H55ZM121 79H120V82L122 81ZM50 81V80H49ZM48 81V82H49ZM54 81H53V83H54ZM122 81V82H123ZM126 81V82H127ZM56 82V81H55ZM58 82V81H57ZM119 82V81H118ZM191 82V81H190ZM193 83L194 82H192V84H190V85H192L193 86ZM120 84V83H119ZM186 84H188V82L186 83L185 82V86H187ZM197 84V83H196ZM45 85H49L48 83L46 84L45 83ZM51 85V84H50ZM189 85V87H191ZM13 86H14V84H13ZM107 86V85H106ZM176 86V85H175ZM174 85H173V88L175 87ZM178 86V85H177ZM182 86V85H181ZM15 87L16 86H14L13 87V89L15 90ZM94 87H97V85L95 84V86ZM183 87V86H182ZM188 87V86H187ZM186 87V88H187ZM194 87V86H193ZM192 87V89H194ZM17 88V87H16ZM7 89V90H6ZM5 89V92H7L8 93V95H10V93H13V92H15V91H13L12 92V88H6ZM8 89H9V91H8ZM161 89H163V87L162 86H156V87H154V88H148V89H144V90H134V92H131V93H128V94H126V95H128V96H130V97H132V98H130V99H123L122 97V95L121 96H119V95H117V98H121V103H120V101H119V105L121 106L120 108H124V111L126 112V111H128L127 109H125L127 106H136V110L134 109V111H135V114H136V116L137 117H135L134 115H133V113H132V117H134L135 119L136 118H138L139 116L141 117H143L142 119L139 117L138 119V121H139V123H138V125L139 124H142V126L141 125H139V127L141 128V130L142 129H144V130H142V132L144 131L145 132V134H143L142 132H141V130H139V132L138 133H140V134H142V135H145V137H144V140L146 141L147 139H146V136L147 135H149V140H148V142L146 143L145 141H143L145 144H144V147H138V148H140V149H138L137 148V150H135V151H137V153H142V155L143 156H145L146 158H148L149 156H150V154H148L147 153V148H148V150H150L149 151V153L152 151V152H156V150H158V152H160L159 153V155L160 156H162V154L161 153H163V151H167L168 149H170L171 147H173V148H175V145L176 144H180V145H177V147L179 146H183V144H182V141L183 140H186V142H188V138L187 137H184V136H187V135H189V133H190V136H191V138L193 137L192 135L193 134H196V135H194V140H193V138H192V142L193 143H190L191 145L193 144L194 146H200L202 149H203V153H202V155H203V157L201 158V157H196V156H198V153H196V154H194L195 152H198V148L196 147H194L193 149H192V146L190 145L189 146V148L188 147H186V143L184 144V146L183 147H180L181 148V150L185 147V149H183V150H185V151H181L180 150V152H178L179 151V147L177 148L176 147V149H173V148H171V150L175 153V155H176V157L174 158L173 156V158H174V160L172 159V158H170L171 157V155H174V154H172L173 152H171L170 150H168L165 154L163 153V157H167V156H169V157H167V159H166V157L163 159V158H160L162 161H165V159H166V161H168L169 163L167 164V165H169L168 167H166V168H169L170 170H168V169H165V172H167L166 173V175H165V177H163L164 175H160V173H158L157 172V170H155V165L153 166V169L152 168H150L151 169V171H149L148 170V172H146L145 174H142L140 171H137V175H138V172H139V174H142V175H138V176H136V175H134L135 173L134 172H136L135 171V169H134V172H133V170H132V173H134L133 175H134V177H132L131 176V173L129 174V177H128V173H127V170L124 172V173H126V175L125 174H123V176H122V179L123 180H125V178L127 179V178H129V179H127L128 181V183H126V180L123 182V183H125V184H127V185H124L123 184V186H121L120 187V190L118 191H116V192H113V193H110V190L108 191L107 189H102V187H100V190H98V192H95V191H93L94 190V188H92V189H89V184H87V182H82V184H84V185H86L85 187L89 190V192L88 193H90L91 194V192H92V194L91 195H93L94 196V199L96 198V197H98L97 199H98V202L96 201L97 199H95V201L94 202H92L94 199H93V196H89L88 194V196L85 194V195H82V196H85L84 198L82 197H80V199H77V198H79L78 196L80 195L78 192H80V190H81V188L79 187V186H81L80 184H79V181H77L78 180V175H77V179H76V176H74V174H73V176L75 177H73V178H68V179H70V180H76L77 182H76V184L77 185H75L72 181V183H71V185L72 184H74L73 186L75 187L74 188V190L73 191H75V193L74 192H72L71 191V195H70V193L68 194V198L66 197L67 196V190L65 191V189H66V185H64V187H65V189H64V187L62 186V189H61V186H59V190H63V191H65V192H61L60 193V191H59V193H60V195H62V193H65L64 194V196L66 197V198H63V199H67V202L69 203V204H71V201H72V199L75 201V203H74V205L75 206H73V208H72V210H71V208H70V206H72L73 205V203H72V205H69L66 201H64L63 199L61 200L62 202L64 201V202H66L67 203V205L66 204H64V202H63V204H62V202L60 203V204H62L63 205V207L62 208H65V210H67V212L65 211V210H63V209H61L62 210V212H64V216L63 217H67V219L66 218H64V219H66V220H64V219H62L63 221H64V223H60L59 225H60V227L61 228H58L57 227V225L55 226L56 227V229L57 230H61L60 231V233H57L58 231L56 230L55 231V227H54V225H55V222L54 223H50L51 225H52V227H53V229H52V233H51V225H49V222H51V220H53V218H51L52 216H53V214L52 215H49V216H51L49 219H50V221H49V219H48V214H46V211H48V209L47 208H45V210H44V208L42 209L41 208V204H40V208H41V210H42V212L44 213V211H45V215L43 214V216H42V214L40 215V216H42L43 218H45V219H43V222H44V220H46V222H44V225L47 223V221H49L48 222V224L46 225V226H50V227H48L47 228V232H45L46 230H44V228H46V226H44L42 223V230H44V232H45V234H47V236H48V233H49V235L51 234L52 236H54V235H56V236H54V238H52V236L50 237V236H48V240H51L50 241V244H51V242H53V240H54V242L53 243H60L61 242V244H59L58 246H56V247H53V248H50V247H52V244L49 246V245H47V249H49L50 248V251L49 250H47V251H49V252H45V254H44V252H43V247H42V245L41 246H38V245H40V242H37L38 243V245L36 244V247L38 246L39 247V249H38V247H37V249H38V251L41 249V254H40V252H38V257L36 256V254L34 253V251H32L31 252V257H32V259H30L29 257H28V255H29V250H27V249H25V248H29V244H30V242H31V239H30V237H28V235H27V237H28V239H30V242H29V244H27L26 242H28L29 240L28 239H25V238H27V237H22V240L23 239H25V240H28V241H25L24 240V242L27 244V247H25L26 245H25V243H22L23 245H25V246H23V247H25L24 249L26 250V255H25V250L24 249H21L22 248V246H21V248H20V251L22 250L23 252H24V254H22L23 252L21 251V253L19 254V251L18 250H16V247H14V246H18L17 248H19V242L21 243V240H20V238L19 237H17V236H19V235H21L22 236V234H24L25 232H24V229L27 231V232H30V233H28L29 235L31 234V233H35L34 235H36V231L39 229H36L37 228V226L36 225H41L40 223L38 224L37 223V221L38 220H40V221H38V222H42V219H40V217H38L37 215H39L40 213H41V210L38 208L39 207V205L37 204V202L35 201L36 199L35 198H32V197H36L34 194H36L38 191H36V193H33V191H35V190H33V189H31V188H29V190L30 191H25L24 192V188H25V186L23 187V188H21V189H23V190H20L18 187H19V185H18V183L16 184L13 180H15V179H17L16 177H14L15 175L13 174V177H14V179H12V182H14L13 184H15V186L17 185V187L16 188H18V190H19V192H16L17 193V196H15V193L14 192H11L12 190H10L11 189V187L12 186H14L13 184H11V187H10V182H8V185H9V187H8V185L6 186V184H4V183H6V182H4V183H0V185L2 184V186H4V187H7V189L5 190V192H1L2 191V189H0L1 191V194H0V209L2 208V206L7 202H5V199L6 198H9L10 197V192H11V194L13 193V195H14V201H17V200H15V198H17L18 197V194H19V196H22V195H27L26 197H28L29 196V194H30V192H32L33 193V195L32 194H30V196L29 197H31L33 200H31V198H29V202H28V198L26 199H23V198H19L22 202H23V200H24V203H22L20 200H19V202H21L22 204H30V205H28V206H31V208H34L35 207V205L37 204V207H35L34 209H36V208H38V212H39V214H37V212H36V218L35 219H37V217L39 218L37 221H35L36 223H35V225H34V223H30V222H27V220L25 221V222H23V219L21 220L22 222H20V224L22 223V227L24 228L23 230H19V232H21L20 234H19V232H17L18 231V229H19V226L21 227V225L20 224H17L19 221H20V218H21V213H22V210H24V209H20V208H18L19 209V211H21L20 212V215H19V213H15V211L14 212H12V210H14L13 208H12V205H13V203H14V201H12L13 200V198L12 197H10L11 199H10V202H11V205H9V206H11V209H10V212H9V209H6V211H3V209H4V207L2 208V211H0V219L1 220H3L4 219V222H5V224L6 225H8V227L6 228L7 229V231H9L10 229H12V230H10V232L11 233H9L8 232V234L9 235H11L13 232L15 233V231L18 233H15V234H13V235H15V236H11V237H9V238H12V239H14V240H16V238H17V241H18V243L16 244V242L14 241V240H12V239H10V241H11V243H12V241H14L15 242V244H11V246H12V248H14L16 251H17V254H16V256L19 254V255H21L22 257H20L19 255H18V257L20 258V262L18 261V258L16 257V261L14 260L15 259V254H14V252L12 253V252H10L9 253V255H8V253H6L7 254V256L10 258L11 256H12V254H13V256H12V258H13V260L15 261V262H19V264H131L132 263V260H133V262H134V259L136 260L137 259V261H136V264H137V262H142L143 260L145 261V264L146 263H148V261H146L147 260V258L145 257V256H147V254H149L150 252H149V250H148V246H150V244H151V252H152V245L155 243V242H158V245H160L159 243H161V242H164L165 241V239L168 237H166L164 234L163 235H158V236H160V238L159 237H157V240L158 241H155V239L154 238H156V236L153 238L152 237V235L154 234V232L156 233V230H159V234L161 233V231L162 230H164V229H166L168 232H170V230H171V232H172V228H173V230L176 232V233H178L179 235L181 234V237L180 238H178V236L176 235V233L174 232H172V238L170 237V234L169 233H167V234H169V238H171V239H173L174 237V235H175V239H177V243L178 244H180V245H182V243H180V241L178 240V239H181V238H183L184 236H186V237H188L189 239L188 240H190V237L191 236H195V235H188L187 233H192V231L190 230V231H188L187 229V227L186 228H184L186 225L184 224L185 223V220H183V219H185L184 217H185V215H184V213H185V210H184V213H182L183 211L180 209H178L179 207H181L182 206V204H184L185 203V205H187L186 204V201H188L189 199H190V192L189 191H191L194 187H191V189H190V186H192V185H188L186 182V184L185 185H188L187 187H184V178H188V179H194V181L195 180H197L198 179V181L200 180L201 181V179H199L200 177H201V175H202V181H203V179H205V177L203 178V175H205L204 173L205 172H207V181L208 180H210V181H212V184H213V186L216 188V189H218V187H219V183L220 182H226V181H224L225 179L223 178V180L221 179L220 181H219V179L221 178V177H223V175L224 176H233V177H235V179H236V182L235 181H233V180H235L234 178L233 179H230L229 180V178L228 177H226V180L228 179L229 181H228V184H229V182L232 180L233 182H230V183H233V185H234V183H236L235 185H236V188H234V191L236 192V194H234L233 195V193H232V195L231 194H229L230 193V191L228 192H226L225 193V191H226V189L227 190H229L227 187L225 188V186H226V184L227 183H223V184H221V185H223L222 187H224V193L225 194H227V195H231V196H227L226 195V198H225V195H224V193H222L221 191H223L222 190V188H221V185H220V188H221V190L220 189H218V194H216V189H215V191H213L212 189V193H214L215 194V196H213L214 198L215 197H218V200L220 201V200H222L223 198V196L221 197V198H219V195H220V193H222L223 195H224V198L227 200V201H230V204L232 203V202H234L235 201V206H234V210H233V206H231L230 204H229V202L227 203L228 204V206H229V208H231V211L228 209V207L226 206L227 204L226 203H224L223 201H224V199H223V201H221V202H223V204L227 207V208H225V207H222L221 205H219V204H221L218 200H214V198H213V200L212 201H214V202H216L217 201V205H216V203L214 204L211 200H209V199H207V198H210V196L212 197V195L210 194V192L209 191H207V192H205V194H204V200H205V202H208L207 200H209V202L210 203H213L212 205V207L210 206V203H205L206 205L208 204V206L209 207H211V208H209V207H207V213L205 212V220H206V223L204 222V221H202L203 219H201V217H200V219L201 220H199V218H198V220H199V222L200 221H202V223L200 222V224L203 226H201L202 228H199V231H198V227L199 226H195V227H197V229H192V230H196L195 231V234H196V232H197V234H199L198 236H196V237H194L193 239H195L196 241H197V243L199 242H201L202 243V241L204 240V241H206L207 239H208V242L209 243H211V241H209V239L210 240H212V238L211 237H213L214 236V238H215V236L217 237V235H211V231L214 233V234H216V230L213 228L215 225L213 224L216 220H219L218 218L220 217V216H226V218L225 217H223L224 219H226V221L228 220L227 219V215L229 214L230 215V217H231V213L233 214V216H232V219H234V217H235V219H242V218H244V215H246V218L248 217V212L249 211H246L247 212V214L246 213H244V211H243V206H244V204L241 202L244 198H249V200H250V198H252V200L254 201L253 202V204H254V208H255V210L258 212V216L257 217H255V222L253 223L252 221H253V219H250L251 220V222H248V225L249 226H252L250 229H246V227H247V225H245V223L244 222H242L243 223V226H242V223L240 222L239 223V221H238V223L242 226V227H237V224L235 225L236 227L235 228H238V229H234L233 227V225H234V222L232 221V219H230L229 218V220L232 222H230L231 224H233L232 225V228H231V226L230 225H228L229 226V228H231V230L232 229H234V230H236V232H241V233H236V232H234V230H233V233H235V234H237V236L236 235H232L233 233L232 232H229V228L228 229H226L227 227V224H230V223H223V224H220L221 222H220V220H219V224L222 226L223 225V229H224V227H225V233H227V235L223 232V233H221L222 231L221 230H218L220 233H221V235L223 236V234H224V236H225V238H226V236H227V238L226 239H224V238H222V237H220L219 235H220V233H219V235H218V237L219 238H221V240L223 241V243H226V247H227V245L229 244L230 245V242H229V239H228V237L230 236V235H232V237H235V238H239L240 237V239H242V236H244V235H241L242 234V231H243V234H245L246 236L244 237V238H246L247 237V235H249L248 233H250V236H248V238L252 241L251 243H253L255 240V242L257 243V244H259L260 243V245L261 244H263L264 243V198H261V197H264L263 195H264V191H262V193H260L261 191H259V190H257V191H255L254 189H253V191H251V189H250V187H249V190L251 191V193L249 194V192H248V187H246L247 185V182L248 181H250V179H248V177H245L246 176V174L245 173H242V172H239V170L240 169H238L239 168V166L240 167H242V165H243V172H245L244 171V169L246 170V168H245V165H249V163L247 164L246 162H245V165H244V163L243 164H241L240 163V161H238V164L236 165V164H233V163H236L237 162V160H235L234 158H232L233 159V161H236V162H231V160L232 159H230L232 156L230 155L231 154V152H230V150H228V153L227 152H224V151H227L225 148H227V145H225L224 146V144L225 143H227V141H228V146L230 145V144H232L234 141H235V139L237 138H235L234 140H232L233 138H234V136H235V133H233V138L231 137V136H229L232 132H233V130H232V128H234L233 126V124H230V121L228 120V119H223V118H226V116H225V114L227 113V111H226V109H224L223 111H224V113L223 112H221L222 111V107H221V109L219 110V108L220 107H218V105L217 104H214V103H212V104H214L213 106H212V104L211 103H205V106L204 105H199L197 108H195V110L193 111V113H191L189 116L191 117L190 118V120H189V118L188 119H184V120H182V121H180V119H179V115H178V113H179V110L182 108V106H180V104H178V105H174L173 104V101L172 100H170L171 102H167V101H165L164 102V97L161 95V94H159V91L161 90ZM174 89H176V88H174ZM188 89V88H187ZM45 90V91H46ZM18 91H19V93H20V90H17L16 92H17V94H18ZM46 91V92H47ZM192 90L189 88V90H188V92H185V94L184 95H188V93H192L191 92ZM194 91H195V89H194ZM3 92H4V90H3ZM35 92V91H34ZM34 92H28V93H33L34 94ZM41 92V91H40ZM42 92L43 93H45L43 90H42ZM42 92L41 93H38L39 95L40 94H42ZM7 93H5L6 95H3V96H5L4 97V100L7 98ZM23 93V92H22ZM25 93V92H24ZM23 93V94H24ZM56 93V94H57ZM187 93V94H186ZM15 95L14 96H11L10 95V99H8V100H18V98H22V95L19 97V95H16V93H14ZM21 94V93H20ZM30 94H27V95H24L23 97H24V99L25 98H28V99H32V97H34V95L32 96V95H30ZM36 94V93H35ZM47 94V95H48ZM55 93H54V95H56ZM30 95V96H29ZM38 95V96H39ZM44 96H45V94H43ZM46 95V96H47ZM235 95V94H234ZM238 94H236L235 96L236 97H238V98H240L239 96H237ZM2 96V97H3ZM37 96V95H36ZM9 97V96H8ZM13 97V98H12ZM169 97H173V94L172 95H170ZM231 97V96H230ZM229 97V98H230ZM1 98V97H0ZM12 98V99H11ZM233 98H235V97H233ZM238 98H235L232 102L230 101V100H227V105L228 106H231L232 104H233V102L235 103L236 102V100L238 99ZM242 98V97H241ZM260 98V97H259ZM3 98H1V100H2ZM89 100H87V101H84L85 99H84V97H77V98H75L74 99V101L72 100V101H68V102H66L64 99H56V100H52L51 102H46L45 101V103H43L44 105H42L41 107H39V109H41V110H43V113L42 114H38V115H32V114H30L29 112H32V110L34 109L33 107H32V105L34 104V103H25V104H19V105H17L18 107H20V111H18V110H15V112H9V113H5V114H3L2 116H6V115H8V114H10V115H17V119L15 120V121H13V122H18V123H20V124H22V131H21V140H23L24 138H26V141H23V142H26V143H20V148L22 149V147L24 146V147H28V146H30V145H28V143L30 142L31 143V141H33V139H34V136H35V132H34V129L32 128V126H31V123H35V124H37V125H39V127H41L43 124H44V119H46V117H48V118H51V122L52 123H54L55 122V118L57 119L59 116H61V117H63V118H66L67 119V117H68V119H70L71 118V120H72V122H73V125H72V128H71V130H73L74 132H76L77 134H78V136H77V138H80L79 139V141L81 140V138H83L82 140H84V138H86L85 137V135L88 133V131L90 130V132L92 131V129H94L95 130V128L96 127H93L92 126V124L93 123H89V121L91 122V119L89 120L88 118H86V119H84L86 116H87V114H88V112H89V109H94V107L93 108H91V106L89 107V105H91L92 103H99V104H101L100 106H99V108L101 109V107H102V105L104 106V108H103V110L105 109L106 110V106H105V104L103 103L106 99H108V97H101V96H93V97H89L88 98ZM263 98H261L260 100H262ZM4 100H3V102H4ZM20 100V99H19ZM23 100V99H22ZM68 100H70V99H68ZM6 101H7V99H6ZM151 101H158V102H160V106L157 108V111L155 112V113H152V114H146V112H145V110H144V108H141L140 106V104H146V103H149V102H151ZM228 101H230V102H228ZM263 101H264V99H263ZM103 103V104H102ZM225 103V104H226ZM229 103V104H228ZM230 103H232V104H230ZM264 103V102H263ZM201 104H203V103H201ZM88 105V107L86 108V106ZM208 105H209V107H208ZM213 107H211V106ZM234 105V104H233ZM108 106V105H107ZM206 106H207V108H206ZM226 106V105H225ZM233 107V106H232ZM231 107V108H232ZM89 108V109H88ZM140 108V109H139ZM209 108V109H208ZM210 108H212V109H214L215 111H216V109H218L217 110V112H218V114H219V116H218V114L216 115L215 113H213L212 112V115H214L213 117H211V116H207L206 117V114L208 115H211V113H209V112H207V111H210V110H212V109H210ZM226 108H229V107H227L226 106ZM109 109V108H108ZM208 109V110H207ZM92 110H90V111H92ZM182 110V109H181ZM213 110V111H214ZM227 110H229V109H227ZM204 112V113H203ZM205 112H207V113H205ZM211 112V111H210ZM220 112V113H219ZM24 113H29L28 114V116L26 117V118H24V117H21L20 115H22V114H24ZM87 113V114H86ZM90 113V112H89ZM138 113V114H137ZM223 114L222 115V117H221V115L220 114ZM86 114V115H85ZM91 114V113H90ZM90 114H88V116L87 117H89L90 118ZM199 114H203L202 116H203V119H207V118H210L209 120H205V123H204V120H202V118H201V116L199 115ZM204 114H205V117L206 118H204ZM228 114V113H227ZM56 115H58V117L56 116ZM56 116V117H55ZM188 116V117H189ZM60 117V118H61ZM199 117L201 118V120L199 119ZM215 117V118H214ZM230 117V116H229ZM24 120H26V124H24L23 122H25ZM89 120V121H88ZM200 120V121H199ZM143 121V122H142ZM207 121V122H206ZM210 121V122H209ZM140 122H142V123H140ZM209 122V123H208ZM8 123V121H2L1 122V125H2V127H0V163L1 164H3L4 162H6V164H9V163H7V161H9L10 159H8V157H10L12 154L14 155V153H13V149H17V147H16V143H11L12 141H11V139L9 138H7L5 135H7L6 134V132L8 133V131H7V124ZM208 123V124H207ZM56 125V124H55ZM231 125H233L232 127H231ZM90 126L92 127V129L90 128ZM236 126V125H235ZM88 127H89V129H88ZM136 127V126H135ZM144 127V128H143ZM98 129V128H97ZM137 129H138V127H137ZM197 129H199L200 130V133H197ZM235 130H237V128H234V131ZM97 131V130H96ZM96 131H94L95 133H96ZM99 131H101V130H99ZM134 131V130H133ZM195 131H196V133H195ZM238 131H239V129H238ZM238 131H236V133L238 132ZM87 132V133H86ZM135 132L137 133V131L135 130ZM147 132V133H146ZM187 133V135L185 134H183V133ZM199 132V131H198ZM201 132H202V134H201ZM82 133H86L85 135H84V137H80V134L82 135ZM92 133V132H91ZM91 133H89L90 135H91ZM137 133V134H138ZM239 133V132H238ZM237 133V134H238ZM93 134V133H92ZM140 134H138V135H140ZM181 134H182V136L184 137V139L182 140L181 139ZM192 134V135H191ZM197 134L199 135V136H203L201 139H200V142H198V144H197V142L195 141V140H198L199 138H197L196 139V137H199V136H197ZM46 135H48L47 133H46ZM53 135H55V134H51V135H48V136H51L52 138H51V140L53 139ZM57 135V134H56ZM72 135H73V133H72ZM99 135V134H98ZM98 135H95V138H97V137H99ZM101 135V134H100ZM103 135V134H102ZM136 135V134H135ZM141 135V136H142ZM8 136V135H7ZM61 136V135H60ZM74 136V135H73ZM93 136L94 135H92V138H93ZM141 136H140V138H141ZM7 139H6V138ZM59 137V136H58ZM62 137H64V136H62ZM67 137V136H66ZM66 137H64V139H66ZM71 137V135L69 136V137H67V139L68 138H70ZM105 137V136H104ZM104 137H102V139L104 138ZM134 137H136V136H134ZM143 137H142V139L141 140H143ZM230 139H229V138ZM54 138H57L56 136L54 137ZM88 138V137H87ZM86 138V139H87ZM91 138V137H90ZM91 138V139H92ZM101 137H99V139H100ZM148 138V137H147ZM187 138V139H186ZM61 139V141H62V138H60ZM71 139V138H70ZM75 139H76V137H75ZM84 140L85 142L87 141V140ZM135 139V138H134ZM190 139V138H189ZM226 139H229V140H227L226 141ZM20 140V142H22ZM54 140V139H53ZM57 139H55V141H56ZM72 140V144H73V139H71ZM82 140H81V143H83L82 142ZM95 140V139H94ZM90 141V144H83V146H86V145H88V147H86V148H89L90 149V151L93 153V148H92V150H91V148L89 147L90 145H91V142H96V141ZM108 140V139H107ZM132 140H133V137H132ZM230 140H232L233 142H231ZM54 141V142H55ZM64 141V140H63ZM63 141L62 142H59V141H57L56 143H60V146L59 147H63L64 146V144L62 145V143H63ZM65 141H68V140H65ZM64 141V142H65ZM76 141V140H75ZM74 141V143H75V146L73 145V147L75 148L74 150H76L77 149V146L76 145H80V142L78 141V144L76 143ZM89 141H87V142H89ZM106 141V140H105ZM134 141V140H133ZM133 141H131L130 143H132ZM139 141V140H138ZM199 141V140H198ZM237 141V140H236ZM34 142V141H33ZM84 142V143H85ZM98 142V141H97ZM104 143V141H101L100 142V144L101 143ZM106 142H109V141H106ZM143 142H142V144H141V146L143 145ZM29 143V144H30ZM70 144H71V142H69ZM69 143H65V145L67 144V145H70ZM138 143V142H137ZM136 143V144H137ZM195 143V144H194ZM19 144V143H18ZM26 144V145H25ZM105 144V143H104ZM108 144H110V143H108ZM134 144V143H133ZM139 144V143H138ZM138 144H137V146H138ZM235 144H236V142H235ZM13 145H15L14 146V148L12 147ZM51 145L52 146H54L53 145V143H52V141H51ZM56 145V144H55ZM66 145V146H67ZM130 146H133V145H131V144H129ZM128 145V146H129ZM151 145V147H149ZM233 145V144H232ZM232 145H230L228 148H230ZM58 146V145H57ZM81 146V154H83V156H85L84 155V152L82 153V151H83V146L82 145H80ZM80 146H79V148H80ZM106 146H107V144H106ZM139 146H140V144H139ZM152 146H153V148L155 149H153L152 150ZM225 148H224V147ZM235 147H236V145H234ZM16 147V148H15ZM23 147V148H24ZM56 147V146H55ZM69 147V146H68ZM98 147V146H97ZM102 146H100V148H101ZM108 147V146H107ZM111 147V146H110ZM13 148V149H12ZM64 148H65V146H64ZM63 148V149H64ZM99 148V149H100ZM109 148V147H108ZM107 148V149H108ZM142 148H143V150H142ZM151 148V149H150ZM187 148V149H186ZM237 148V147H236ZM10 149H12V152H11V150ZM68 149V148H67ZM69 149H71V146L69 147ZM85 149V148H84ZM97 148L95 147V150H96ZM104 149H106V148H104ZM106 149V150H107ZM111 149H112V147L109 149V151H111ZM129 149V148H128ZM133 149H134V146L133 147H131V153H130V151H128L129 152V155L130 154H132V151H133ZM146 149V150H145ZM167 149V150H166ZM177 149H178V151H177ZM190 149H192V150H194V151H190ZM225 149V150H224ZM231 149V148H230ZM10 151L12 154L9 156L8 155V152L7 151ZM18 150H19V147H18ZM56 150H59V148H56ZM60 150H61V148H60ZM72 150V149H71ZM78 150H80V149H78ZM88 150V149H87ZM86 150V151H87ZM105 150V151H106ZM113 150V149H112ZM125 150V149H124ZM127 150V149H126ZM142 150V152H140ZM160 150V151H159ZM162 150V151H161ZM175 150H176V152H175ZM187 150L189 151V154H188V152H187ZM233 150H234V148H233ZM19 151H21V152H23L24 150L22 149V150H19ZM63 151V150H62ZM64 151H65V149H64ZM109 151H106L105 152V154L107 153L108 155H106V156H110L109 155ZM115 150H113V152H114ZM123 151V150H122ZM122 151H119V154L121 153L122 154ZM146 151V152H145ZM234 151H236V150H234ZM4 152V153H3ZM9 152V153H10ZM59 152V151H58ZM61 152V151H60ZM88 152V151H87ZM86 152V153H87ZM96 151H94V153H95ZM98 152V151H97ZM118 152V151H117ZM117 152H114L115 154H117ZM152 152H151V154H152ZM158 152H156L157 154H158ZM168 152H170V154H167ZM178 152V153H177ZM191 152H193L192 154L193 155H195V156H191ZM229 152H230V154H229ZM233 152V151H232ZM6 153H7V155H6ZM57 153V152H56ZM72 153H73V156H74V151H72ZM77 152L75 151V155H77L76 154ZM89 153V152H88ZM87 153V154H88ZM112 153V152H111ZM114 153H112L111 154V159H109L108 158V161H110V160H112V161H114L115 159H117L116 157H115V155H113ZM133 153L136 155L137 153H135L134 151H133ZM146 153V155L148 154L149 156H146V155H144ZM186 153L188 154V155H186ZM229 154V156L230 157H228V155L227 154ZM234 153V152H233ZM1 154L4 156V158H5V156H6V158L4 159V160H2L1 158H3V156H1ZM5 154V155H4ZM66 154V153H65ZM80 153H78V155H79ZM80 154V155H81ZM98 154V153H97ZM120 154V155H121ZM134 154H133V156H134ZM140 154H138V155H140ZM167 154V155H166ZM225 154H226V156H225ZM68 155H70L69 154V152H68ZM72 155V154H71ZM77 155V156H78ZM95 156H96V154H94ZM99 155H101L100 153H99ZM114 156V158H113V156ZM128 155V156H129ZM142 155H140V156H142ZM158 155V156H159ZM165 155V156H164ZM87 156H89V154L87 155ZM125 156H127V155H124V157ZM139 156V157H140ZM71 157V156H70ZM86 157V156H85ZM84 157V158H85ZM119 157V156H118ZM121 157V156H120ZM10 158H12V156L10 157ZM60 158V157H59ZM59 158H58V160H59ZM75 158V157H74ZM74 158H71V159H73L74 160ZM78 158H82L81 156L80 157H78ZM84 158H82V162H84L83 161V159ZM127 158V157H126ZM126 158H123L122 159V157H121V161H123L124 159H125V161H126ZM135 158H137L136 156H135ZM168 158L169 159H172L171 161H169L168 160ZM196 158H198V159H196ZM201 158V160H199ZM15 158H13L12 160H14ZM63 159V158H62ZM62 159H61V161H62ZM87 159H88V157H87ZM114 159V160H113ZM158 159V161H156V165L158 166V168H159V163L161 162V164L162 163H164V162H162L161 160L159 161V158H157ZM202 159H204L205 160V162H203L202 163ZM230 159V160H229ZM44 160V159H43ZM50 160V159H49ZM118 160V159H117ZM199 160V161H198ZM18 162V160L16 159L15 160V162ZM60 161V162H61ZM64 161V160H63ZM62 161V162H63ZM80 161H81V159H80ZM135 161H136V159H135ZM141 161V160H140ZM165 161V162H166ZM10 162V161H9ZM12 162V161H11ZM48 162V161H47ZM58 162V161H57ZM111 162V161H110ZM142 162V161H141ZM147 162H148V160H147ZM158 162V163H157ZM173 162V163H172ZM51 163H53V159H52V162ZM73 163V162H72ZM99 163V162H98ZM114 163V162H113ZM112 162H111V164H113ZM120 163V162H119ZM138 163V162H137ZM167 163V162H166ZM165 163V164H166ZM240 163V164H239ZM15 164V163H14ZM13 164V162L12 163H10V165H12L11 167L10 166H6V165H4V167L6 168V167H8L7 169H9V168H16L15 170H17L16 172V174H18L19 175V173L20 172H22V171H20L19 173H18V169H20L21 170V168H20V165H19V163H16L15 164V167L13 166L14 165ZM17 164H18V166H19V168L17 167ZM41 163H39V165H40ZM43 164V163H42ZM56 164H58V163H56ZM65 164V163H64ZM150 165H151V161H150V163H149ZM152 164H155L154 162L152 163ZM202 164V165H201ZM205 164V165H204ZM251 164V163H250ZM48 165V164H47ZM61 165V164H60ZM107 165H108V162H107ZM114 165V164H113ZM112 165V166H113ZM120 165H121V163H120ZM124 165H127V164H124ZM136 165H138V164H136ZM162 165H164V164H162ZM166 165V166H167ZM239 165V166H238ZM2 166V165H1ZM43 166V165H42ZM64 166V165H63ZM63 166H61V167H63ZM97 167H98V165H96ZM105 166V165H104ZM170 166H171V168H170ZM203 167L204 166V168L206 169L205 171L203 170V168L201 169V168H199V167ZM3 167V166H2ZM4 167L3 168H1L2 170H4ZM88 167V166H87ZM91 167V166H90ZM89 167V168H90ZM93 167V166H92ZM108 167H110V166H108ZM122 167H123V165H122ZM138 167H139V165H138ZM148 167H151V166H148ZM249 167V169L247 170V172H248V176H249V178H251L252 176H254V175H256V173H257V177L256 178H258V179H260V177H258V176H261L262 174H258V173H260V171H262V170H260L259 169V167H258V172H255L254 171V174L252 175V176H250L251 175V173H249V170H251L250 169V167L251 166H248ZM262 167V166H261ZM41 168V167H40ZM48 168V167H47ZM57 168H58V165H57ZM60 168V167H59ZM89 168H86V169H89ZM125 168V167H124ZM127 168V167H126ZM140 168V167H139ZM157 168V169H158ZM263 168V167H262ZM1 169H0V172H2L1 171ZM6 169V170H7ZM13 169H11L13 172H14V170ZM51 169V168H50ZM63 169V168H62ZM98 169V178H95V179H97V180H101V178H100V175H103L102 173H100V170H99V168H97ZM96 168L94 169V170H97ZM108 169V168H107ZM114 169V166H113V168H111V169H109L110 171L111 170H113ZM116 169V168H115ZM115 169H114V173H115ZM201 169V170H200ZM256 169V168H255ZM41 170V169H40ZM91 170V169H90ZM105 170V169H104ZM109 170H108V173L110 174V172H109ZM118 170V169H117ZM117 170H116V172H117ZM141 170V169H140ZM153 170V171H152ZM154 170L156 171L155 173H154ZM260 170V171H259ZM8 171V170H7ZM51 172H52V170H50ZM55 171H57V170H55ZM55 171L52 173V174H54L55 173ZM63 171V170H62ZM83 171V170H82ZM130 171V168L128 167V172ZM198 171H201L200 173H201V175H199V174H197V172ZM203 171H204V173H203ZM240 171H242V170H240ZM5 172V171H4ZM8 172H10V171H8ZM7 172V175H5V178L7 179L8 177H6V176H8V174L10 175L11 173H8ZM47 172V171H46ZM59 172V174H60V171H58ZM83 172H89L88 170H84ZM92 172H93V170H92ZM97 172V171H96ZM105 172H107L106 170H105ZM41 173V172H40ZM91 173V172H90ZM108 173L106 174V173H104L105 175H106V178H110V180H111V177H110V175H109V177L107 176L108 175ZM112 173H113V171H112ZM118 173V175H119V178L117 179V180H121L120 178V176H121V174H119L120 172H117ZM262 173V172H261ZM4 174V173H3ZM22 174V173H21ZM20 174V175H21ZM116 174V173H115ZM250 174V175H249ZM23 175V174H22ZM21 175V176H22ZM69 175H71V174H69ZM92 175H93V173H92ZM198 177H196V176ZM243 175H245V176H243ZM34 176V175H33ZM50 176V175H49ZM54 176V175H53ZM52 176V177H53ZM86 176H88V173L86 174ZM116 176V175H115ZM124 176H127V177H125L124 178ZM163 177L162 179L160 178V177ZM3 177V176H2ZM12 177V174H11V178H13ZM27 177H28V175H27ZM43 177V174L41 175V176H39V179H41V178ZM56 177V176H55ZM61 177V176H60ZM89 177H90V175H89ZM93 177H96V176H94L93 175ZM102 177V179L103 180H107V179H105V176L103 175V176H101ZM194 177H196V178H194ZM19 178V177H18ZM21 178V177H20ZM23 178L25 179V177H22L21 179L23 180ZM49 178V177H48ZM67 178V177H66ZM262 178V177H261ZM2 179V178H1ZM28 180H30L29 178H27ZM26 179V180H27ZM31 179H33L32 177H31ZM35 179H36V176H35ZM62 179V178H61ZM81 179L82 180H84L83 179V177H81ZM91 179H93V180H95L94 178H91ZM158 179H160L159 181H161L160 183H162V184H160V186H154V183L157 185V183L155 182V181H157ZM205 179V180H206ZM251 179H253V178H251ZM258 179H256V181L258 180ZM3 180H4V178H3ZM9 180H11V179H9ZM9 180H7V181H9ZM17 180H19V179H17ZM38 180V179H37ZM51 180V179H50ZM109 180V182H111ZM262 180V179H261ZM2 181V180H1ZM36 181V180H35ZM44 181H45V178H44ZM53 181H55V179L53 180ZM57 181H59V179L57 180ZM56 181V182H57ZM86 181V180H85ZM92 181V180H91ZM159 181H157V182H159ZM193 181V182H194ZM219 181V183H217ZM252 181V180H251ZM256 181H254V182H256ZM11 182V183H12ZM23 182H24V180H23ZM28 182V181H27ZM30 182V181H29ZM37 182V181H36ZM39 182V181H38ZM47 182V181H46ZM205 182V181H204ZM209 182V181H208ZM238 182V183H237ZM253 182V183H254ZM259 182H261V181H257L256 183H259ZM32 183V182H31ZM30 183V184H31ZM41 183H42V181H41ZM43 183H45V182H43ZM48 183V182H47ZM64 183V182H63ZM91 183V182H90ZM114 183H115V181H114ZM196 183V182H195ZM203 182H201V184H202ZM210 183V182H209ZM250 184H252L251 182H249ZM4 184V185H3ZM20 184V183H19ZM29 184V185H30ZM53 184H55L54 182H53ZM52 184V185H53ZM57 184H58V182H57ZM56 184V185H57ZM79 184V185H78ZM117 184V183H116ZM198 184H200L199 182L196 184V185H198ZM204 184V183H203ZM24 185H26L25 183H24ZM32 185V184H31ZM36 185V184H35ZM38 185H40L39 183H38ZM37 185V186H38ZM50 185V184H49ZM60 185H62L61 183H60ZM83 185V186H84ZM91 185H93L92 183H91ZM109 185H111V183H109ZM206 185H208V184H206ZM237 185H238V187H237ZM1 186V187H2ZM14 186V187H15ZM34 185H32V186H29V187H33ZM76 186L78 187V188H76ZM102 186H104V184L102 185ZM125 186V187H124ZM199 186V185H198ZM204 187H205V184L203 185ZM230 186H232L231 184H230ZM249 186V185H248ZM251 186H254V185H251ZM3 187V188H4ZM14 187H12V188H14ZM50 187V186H49ZM53 187V186H52ZM203 187V188H204ZM10 188V189H9ZM34 188V187H33ZM73 188V187H72ZM80 188V190H78V192L76 191L77 189H79ZM85 188V189H86ZM122 188V189H121ZM202 188V186H200V189ZM251 188H253V187H251ZM261 188V187H260ZM264 188V187H263ZM263 188H261V189H263ZM5 189V188H4ZM55 189V186H54V188H52V190H54ZM84 189V188H83ZM83 189H82V191H83ZM107 190V192L105 191V195L103 194V192L104 191H102V190ZM111 189V188H110ZM114 189V188H113ZM116 189V188H115ZM190 189V190H189ZM14 190V189H13ZM26 190V189H25ZM33 190V191H32ZM36 190H38V189H36ZM56 191H57V189H55ZM194 190V189H193ZM220 190V191H219ZM264 190V189H263ZM42 191V190H41ZM51 191V190H50ZM115 191V190H114ZM206 191V190H205ZM258 191H259V193H258ZM28 194H27V193ZM53 192V191H52ZM76 192L79 194V195H76ZM94 192H95V194H94ZM101 192H102V195H104V197L106 198V199H110L108 202H106V199L104 198V200H103V196L101 195ZM202 192V193H201ZM253 192V193H252ZM256 192H257V194H256ZM3 193V194H2ZM6 193H8L9 195H8V197H7V194ZM20 193L22 194V195H20ZM24 193H26V194H24ZM42 193V192H41ZM40 193V194H41ZM58 192H57V194H59ZM77 196H74V194ZM81 193V192H80ZM193 193V192H192ZM39 194V195H40ZM43 194H44V192H43ZM43 194H42V196H43ZM73 194V195H72ZM82 194V193H81ZM97 194V196H95ZM118 194H120L121 196H119V198L116 200V198H115V196L116 195H118ZM200 194H203V191H200ZM32 195V196H31ZM47 195V194H46ZM49 195V194H48ZM53 195H55L54 193H53ZM193 195H194V193H193ZM216 195H218V196H216ZM38 196V195H37ZM41 196V195H40ZM63 196V195H62ZM61 196V197H62ZM63 196V197H64ZM69 196H70V198H69ZM74 197V198H76V199H74V198H72V197ZM87 196V197H86ZM203 196V195H202ZM202 196H200V198L202 197ZM233 196V197H232ZM236 196V197H235ZM24 197V196H23ZM39 197V196H38ZM38 197H36V198H38ZM56 197H58L59 198V200L61 199L60 198V196H55V198ZM92 197V198H91ZM192 197H194V196H191V198ZM40 198H42V197H39L38 199L39 200H42V199H40ZM85 198H86V200H87V198L88 199H90L89 200V205L87 206L86 204H88V200L87 201H85ZM102 198V199H101ZM113 198H114V200H113ZM203 198V197H202ZM200 199L201 201H202V203H204L203 202V199ZM229 198V199H228ZM232 200H231V199ZM234 198V199H233ZM23 199V200H22ZM35 199V200H34ZM37 199V201H39ZM44 199H46V198H44ZM49 199V198H48ZM68 199L70 200V202L68 201ZM82 199V200H81ZM83 199H84V201L85 202H87V203H85L84 201H83ZM198 199V198H197ZM216 199V198H215ZM235 199H237V200H235ZM261 199H263V200H261ZM26 200V201H25ZM56 200H57V198H56ZM77 200L78 201H80V205L81 206H83L82 204H84L85 203V205L81 208V206H79L78 204V202H77ZM92 200V201H91ZM116 200V201H115ZM234 200V201H233ZM247 200L248 202H249V205L252 203V201L250 200ZM33 201H35V204L33 205L34 207H32V205L31 204H33L32 202ZM43 201V200H42ZM49 201H50V199H49ZM49 201H48V203H49ZM83 201V202H82ZM102 201H104V202H102ZM198 202V200H195L194 202L195 203H197ZM200 201V202H201ZM226 201V202H227ZM18 202V201H17ZM18 202V204H20ZM26 202H28V203H26ZM41 201H39L38 203H40ZM47 202V201H46ZM51 202H52V200L50 201V203L49 204H51ZM58 203H59V201H57ZM56 202V203H57ZM76 202H77V204H76ZM91 202V203H90ZM95 202H97V203H95ZM236 202L238 203L237 205H236ZM4 203V204H3ZM42 203V202H41ZM82 203V204H81ZM93 203H95L94 204V206H92V205H90V204H93ZM201 203V204H202ZM243 204V206H242V204ZM247 203V202H246ZM45 204V203H44ZM43 204V205H44ZM47 204V203H46ZM45 204V205H46ZM53 204V203H52ZM43 205H42V207H43ZM48 205V204H47ZM76 205L77 206H79V208H81V210H84V208H85V210H84V212L82 211L81 212V210L79 209V208H77L76 207ZM172 205V206H171ZM181 205V206H180ZM195 205V204H194ZM193 205V206H194ZM205 205V206H206ZM247 205H248V203H247ZM246 205V206H247ZM7 206V205H6ZM15 206V207H14ZM20 206H21V204H20ZM20 206H17V207H20ZM27 206V208H28V211H29V209H30V207H28ZM65 206H68L67 208L65 207ZM86 206V207H85ZM104 206H106V207H108V212H106L107 213V215L109 216H107L106 217V219H105V221H103V220H99V218L101 217L100 215H102L103 214V212L101 213V211L99 212L97 209H99L100 207V209L102 210V208L104 207ZM175 207V209H174V207L172 208L173 209V211H176L177 209L179 210V211H177V212H174V214L176 213L177 215H179L178 214V212H181V214L182 215H184V217L183 216H178V218L182 221H180L181 223H179V225H177V226H175L176 225V223L174 224V225H171V221H175V220H178V218L176 219V217H174V216H176V214L174 215L173 214V212H172V215H173V218H175V219H172L171 221H170V219H169V217H168V214H166V213H168V211L170 210L171 211V207ZM188 206V205H187ZM199 206H201L200 204L198 205L197 204V206H195V207H198V209H200L199 208ZM203 206H204V204H203ZM204 206V207H205ZM13 207L17 210V208H16V202H15V204L13 205ZM26 206H24L23 208H25ZM47 207H49V206H47ZM57 207V206H56ZM55 207V209H53L54 211L57 209ZM183 207V206H182ZM202 207V206H201ZM204 207H202V208H204ZM248 207V206H247ZM247 207H245V208H247ZM10 208V207H9ZM27 208L25 209L26 211H27ZM75 208L76 209H79V211L81 212V213H84V214H82L81 215V213L79 214V213H77V212H79L78 210H75ZM96 208V209H95ZM47 209V210H46ZM73 209L75 210V212L73 211ZM197 209V210H198ZM252 209V208H251ZM251 209H250V212H251ZM50 210H51V207L49 208V211L48 212H50ZM61 210H60V212H61ZM69 210V211H68ZM103 210H104V208H103ZM102 210V211H103ZM124 210V211H123ZM126 210H128L129 212H127ZM166 210H168V211H166ZM202 210V209H201ZM204 210H206V207H205V209ZM233 210V211H232ZM255 210H254V212H255ZM18 211V210H17ZM26 211H24L23 213H25ZM32 211V209L30 210V212ZM34 211V210H33ZM71 211H73V212H71ZM77 211V212H76ZM30 212H28V214H27V212L25 213V214H23L24 216H29V213ZM47 212V213H48ZM124 212L126 213V214H124ZM203 210H202V212H199V213H202L203 214ZM253 212V213H254ZM9 213H15V214H18L19 215V219L17 218V216H16V218H15V220L16 219H18V220H16L17 221V223H16V221L14 220V217L12 218V216L14 215H11V218H10V216H9ZM32 213V212H31ZM51 213H53V212H51ZM67 213V214H66ZM73 214L71 217H69V215L70 214ZM128 213V214H127ZM187 213V212H186ZM27 214V215H26ZM55 214L57 215V216H59V214L57 213V210H56V212H55ZM66 214V215H65ZM79 214V216H77V215ZM158 214V215H157ZM196 214H198V212H196ZM201 214V216H202V218L204 217V214L202 215ZM256 214V213H255ZM22 215V216H23ZM81 215V216H80ZM151 215V216H150ZM171 215V214H170ZM195 215V214H194ZM251 215H252V213H251ZM45 216H48V217H45ZM74 216V217H73ZM104 216V215H103ZM148 216H150V219H152V220H149V221H153L152 222V224L150 225V224H148V223H151V222H148V223H146V220H147V218H148ZM197 216H199V215H197ZM60 217V216H59ZM59 217H57V218H59ZM62 217V218H63ZM76 217V218H75ZM78 217V218H77ZM158 217V218H157ZM160 217V218H159ZM183 217V218H182ZM5 218H7V219H5ZM9 218V219H8ZM61 218V217H60ZM102 218V217H101ZM182 218V219H181ZM194 218V217H193ZM252 218H253V216H252ZM10 219L13 221H10ZM25 219H27L26 217H25ZM102 219H104V218H102ZM158 219H161V221L162 222H160V220H158ZM197 219V218H196ZM196 219H195V221H196ZM223 219V220H224ZM249 219V218H248ZM248 219H245V220H248ZM0 220V221H1ZM7 220H9V221H7ZM58 220H60L61 221V219H58ZM99 220V226H98V223H96L97 221ZM167 220H169L170 221V224H168L169 222H167ZM190 220V219H189ZM228 220V221H229ZM6 221H7V223H6ZM32 221V220H31ZM55 221V220H54ZM62 221V222H63ZM96 221V222H95ZM163 221H164V223H163ZM212 221H214L213 223H211ZM240 221H242V220H240ZM3 222V221H2ZM2 222H0V223H2ZM11 223V225L15 222L16 224H13L14 225V228H15V225H16V227L17 228H15V231H14V228H9V225H10V223ZM93 222L94 223H96L95 224V226L99 229H97L98 230V232H97V230L95 231V228L96 227H94V225H93ZM127 222V224H125ZM158 224H157V223ZM217 222V221H216ZM246 222V221H245ZM160 223V224H159ZM167 223V224H166ZM178 223V222H177ZM197 223V222H196ZM236 223V222H235ZM250 223H251V225H250ZM255 224V226L253 225V224ZM54 224V225H53ZM125 224V225H124ZM146 224H147V226L148 227H145L146 226ZM167 225L168 226V228L170 229V230H168V228H166L167 226H165V227H163V226H161V228H160V225ZM190 224V223H189ZM193 224V223H192ZM199 224V223H198ZM198 224H196V225H198ZM199 224V225H200ZM1 225V224H0ZM10 225V227H13V225L11 226ZM19 225V226H18ZM34 225V226H33ZM91 225H93V226H91ZM128 226V228H124L125 226ZM171 225V226H170ZM184 225V226H183ZM212 225H214V226H212ZM245 225V226H244ZM38 226V227H39ZM174 226V227H173ZM179 226V227H178ZM183 226V227H182ZM189 226V225H188ZM219 226V225H218ZM1 228L3 227V226H0ZM33 227V228H32ZM34 227H36V228H34ZM90 227H91V229H93V227H94V229H93V231L91 232V230H90ZM157 227H158V229H157ZM163 227V228H162ZM190 227H191V225H190ZM211 227V228H210ZM0 228V229H1ZM41 228V227H40ZM160 228V229H159ZM174 228H176V229H174ZM219 228V227H218ZM21 229V228H20ZM32 229H33V231L35 230V232H31L32 231ZM139 229V231H137ZM162 229V230H161ZM186 229V230H185ZM190 229V228H189ZM200 229H202V230H200ZM212 229V230H211ZM214 229V230H213ZM220 229V228H219ZM40 230V229H39ZM39 230L37 231V232H39ZM161 230V231H160ZM206 230V232H204ZM207 230H208V232H207ZM228 230V231H227ZM57 233V234H55V232ZM90 231V232H89ZM137 231V233H135ZM167 231H163V233L165 232H167ZM188 231V232H187ZM248 233H247V232ZM23 232V233H22ZM42 232V231H41ZM54 232V233H53ZM89 232V233H88ZM97 232V233H96ZM183 232H185V234H184V236H182V234H183ZM194 232V231H193ZM201 234H200V233ZM244 232H246V233H244ZM254 232L256 233V238H255V236H254ZM92 233V235H90ZM93 233H95V234H93ZM132 233V234H131ZM135 235H134V234ZM207 233V234H206ZM232 233V234H231ZM26 234V233H25ZM24 234V235H25ZM38 234V233H37ZM39 234H40V232H39ZM41 234L43 235V236H41ZM39 236H41V237H45L46 238V241H47V236H44V233L42 232ZM196 234V235H197ZM7 234H4L3 235V237L4 236H6ZM9 235H7V236H9ZM34 235H31V237L34 239ZM85 235L87 236V237H85ZM132 235H134L133 236V238L131 239V237H132ZM156 235V234H155ZM211 236L210 238H206L205 236ZM241 235V236H240ZM251 235H253V236H251ZM6 236V240H8L9 238ZM130 236V237H129ZM162 236H164V239H163V237ZM1 237V236H0ZM14 237V238H13ZM41 237L39 238V241L41 240ZM49 237H50V239H49ZM58 237V238H57ZM136 237H142L143 239H144V241L141 243V245H143V246H141L140 245V243L138 242V241H136V240H133L134 238H136ZM185 237V238H186ZM8 238V239H7ZM18 238H19V240H18ZM60 238V239H59ZM81 238H83V239H81ZM141 238V240H143ZM153 238V239H152ZM161 238H162V241H161ZM169 238H167V240L165 241V242H169L168 240H170ZM205 238H206V240H205ZM213 238V240H215L216 241V239H214ZM218 238V239H219ZM251 238H253V240L251 239ZM1 239V238H0ZM32 239V240H33ZM137 239V238H136ZM151 239L153 240V242L151 241ZM191 239H192V237H191ZM192 239V241L193 242H195V240H193ZM234 238H232V240H233ZM43 240H45V239H43ZM57 240V241H56ZM61 240V241H60ZM146 240V241H145ZM159 240L161 241V242H159ZM183 239H181V241H182ZM224 240L226 241V242H224ZM228 240V241H227ZM9 241V240H8ZM38 241V240H37ZM60 241V242H59ZM136 241V242H135ZM139 241H140V239H139ZM150 241H151V243H150ZM155 241V242H154ZM171 241V240H170ZM176 241V240H175ZM215 241L213 242V243H215ZM236 241H240V240H236ZM13 242V243H14ZM141 242V241H140ZM164 242V243H165ZM217 242H220V243H218L219 244V246H224V248L223 247H221L222 249H225V245H223V243L220 241V239L219 240H217ZM216 242V243H217ZM235 242V240H233V243ZM255 242L253 243V244H255ZM135 243H139V245L141 246V248L142 249H140L139 250V245H137V244H135ZM172 243L173 244H175V242L172 240ZM196 243V244H197ZM215 243V244H216ZM237 243H239V242H237ZM250 243V244H251ZM31 244H32V242H31ZM167 245H163V246H168V243H166ZM171 244V243H170ZM218 244H216L215 245V247L216 246H218ZM236 244V242L234 243V245ZM33 245V244H32ZM32 245H30V248L32 247ZM185 245H187L186 243H185ZM185 245H183L185 248H187V250H189V251H191V247H193L192 248V250L194 249V246L193 245H188V247H186ZM203 245H204V243H203ZM202 245V246H203ZM214 245V244H213ZM212 245V243H211V247L213 246ZM237 245V244H236ZM235 245V246H236ZM264 245V244H263ZM54 246V245H53ZM135 246V247H134ZM139 246V247H138ZM198 246V245H197ZM199 246H200V244H199ZM205 246V245H204ZM258 246L259 245H257V246H255V247H257L258 248ZM41 247V248H40ZM49 247V248H48ZM135 249H134V248ZM138 248V250H139V252L137 251V248ZM150 247H149V249H150ZM159 247V246H158ZM169 247H170V245H169ZM174 247H176V244L174 245ZM173 247V248H174ZM181 247V246H180ZM189 247H190V249H189ZM207 247V246H206ZM215 247H214V252H213V250H212V255L214 256V254H215V257H212L213 258V260L214 259H216L217 258V261H213L214 262V264H218V262H220V264H222V260H223V264H226V261H227V256L229 255L228 254V252H229V250H227V251H225V252H227L226 254H227V256L225 257L226 258V260H225V258L224 257H221L220 256V253H219V251H220V249L218 248L217 250L218 251H216V249H215ZM230 247H231V245H230ZM251 247H254V245H252L251 244V246H250V248ZM254 247V248H255ZM261 247V246H260ZM259 247V250H261L262 252H263V250L261 249ZM263 248H264V246H262ZM2 248L3 247H1L0 249L2 250ZM29 248V249H30ZM33 248H34V246H33ZM65 248H67L66 250L68 251L69 250V252H66L65 251ZM143 248H144V250H146V255L144 256V254H143V256H144V258H143V260H142V253L141 252H143ZM162 246H161V249H160V247L158 248L159 249V251L160 250H162ZM178 248V247H177ZM177 248H176V251H177V253H178V250H177ZM229 247H227V249H228ZM256 248V249H257ZM35 249V248H34ZM36 249V250H37ZM132 249H134V250H132ZM45 250V249H44ZM87 250H90L91 251V253L89 254V255H86L85 253H86V251ZM165 250V251H164ZM173 250V249H172ZM172 250H170V254H169V252H167L166 251V247H164V249H163V251H164V255H165V253L167 252L169 255H172V252L174 251H172ZM184 250H185V253H186V255H185V253H184ZM183 250V253L184 254H182L181 253V255L183 256V255H185L186 257L187 256H189L187 259H186V257H185V261H183V260H180V259H182V258H179L180 256H178V258H179V263L178 264H183V262H186V264H189L190 263V261L192 260V258H190L191 256L189 255L190 253H188V251L186 250V249H184ZM226 250V249H225ZM234 250H235V247L233 248V251L232 252H234ZM250 249H248V250H245V251H243V252H245V255L246 254H249V259H250V257H252V255H253V252H250L249 251ZM15 251V252H16ZM147 251H148V253H147ZM158 250L155 252L154 251V249H153V252L150 254V257L152 258V264H153V262H154V259H155V264H158L159 262H161L162 261V257H163V251L162 252H160V257H161V254H162V257H161V259L159 260V258L157 257L158 255H156L155 256V254H157L158 252H159ZM172 251V252H171ZM176 251H174V253H173V255L175 254V252ZM180 251V250H179ZM181 251H182V249H181ZM246 251H249L248 253H246ZM1 252V251H0ZM29 252V253H28ZM42 252H43V255H42ZM64 252V254H65V252H66V257H64L62 260H61V262H58V260H59V258L63 255L62 253ZM216 252V253H215ZM223 252H224V250H223ZM256 252L257 251H255L254 253L256 254ZM5 253H4V255H3V257H5V258H8L6 255H5ZM32 253H34L35 254V256L37 257V258H33V254ZM137 254L138 253V257L137 256H132V254ZM155 253V254H154ZM166 253V254H167ZM217 253L219 254V255H217ZM250 253H251V256H250ZM39 254L40 255H42V257H39ZM153 254H154V257H153ZM191 254H193V256H194V253H193V251H192V253ZM208 254L209 253H207L206 255H207V257H208V259L210 260V261H208L209 263L211 262V255H209L208 256ZM224 254V255H223ZM223 254H221L222 256H225V253H223ZM254 254V255H255ZM2 255V254H1ZM168 255V256H169ZM172 255V256H173ZM179 255H180V253H179ZM231 255V254H230ZM234 255V254H233ZM241 255V254H240ZM254 255H253V257H254ZM258 255H262L261 253L260 254H258ZM34 256V257H35ZM181 256V257H182ZM235 256V255H234ZM247 256V255H246ZM263 256V255H262ZM156 257L158 258V260H159V262H157L156 261ZM174 257H175V255H174ZM176 257H177V254H176ZM203 257H205V255H203ZM11 258V259H12ZM85 258V259H84ZM140 258V260L138 261V259ZM149 258V257H148ZM167 258V256H165L164 257V259H166ZM189 258H190V260H189ZM194 258V257H193ZM230 258H232V256L230 257ZM230 258H229V256H228V261L230 260ZM243 258V257H242ZM1 259H2V257H1ZM11 259H10V263H12V264H14L15 262L13 261V262H11ZM27 259H28V261H29V259H30V261H29V263L27 262ZM175 259L176 258H173V261H175ZM219 259H220V261H219ZM222 259V260H221ZM142 260V261H141ZM150 260V262H151V259H149ZM168 260H169V263H170V258H168ZM168 260H167V262H168ZM199 260H200V258H199ZM250 260H252V259H250ZM2 261V260H1ZM164 261V260H163ZM172 261V260H171ZM197 261V260H196ZM201 261V260H200ZM227 261V262H228ZM149 262V263H150ZM165 262V261H164ZM161 263V264H165V263ZM182 262V263H181ZM198 262V264H199V261H197ZM197 262H195V260H194V263L196 264ZM216 262V263H215ZM225 262V263H224ZM249 262V261H248ZM143 263V262H142ZM168 263V264H169ZM175 264L177 263V261H175L174 262ZM174 263H170V264H174ZM192 264H193V262H191ZM190 263V264H191ZM201 264H203V262L201 261L200 262ZM204 263H205V261H204ZM212 263V262H211ZM252 263H254V261L252 260L251 262H250V264H252ZM135 264V263H134ZM139 264V263H138ZM185 264V263H184ZM206 264V263H205Z\"/></svg>",
	"mask_w": 264,
	"mask_h": 264
}]
</instances>
